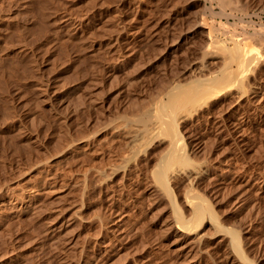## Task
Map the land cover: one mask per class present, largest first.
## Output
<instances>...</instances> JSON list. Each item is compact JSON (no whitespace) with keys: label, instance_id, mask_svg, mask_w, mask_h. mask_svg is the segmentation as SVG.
<instances>
[{"label":"bare ground","instance_id":"bare-ground-1","mask_svg":"<svg viewBox=\"0 0 264 264\" xmlns=\"http://www.w3.org/2000/svg\"><path fill=\"white\" fill-rule=\"evenodd\" d=\"M109 1V0H108ZM130 1V0H129ZM190 0H188V3H190L189 2ZM194 1V0H193ZM203 1H206V0H203ZM219 1V2H218ZM217 2L218 3H220V6H223V7H225L226 8V6L228 7L229 5H231V6H233V9L231 8L230 10L232 11V10H234V6H236L237 5V3H236V5H234V4H232L234 1L233 0H218ZM236 1V0H235ZM242 1V2H241ZM240 1V3H242V5H239V6H241L240 7V9H242V7L244 6V4H243V2L245 1V0H241ZM247 1V0H246ZM251 1V0H250ZM254 2H255V0H253ZM253 1H251V2H253ZM261 1V0H260ZM160 2V1H159ZM177 2V1H176ZM192 2V1H191ZM200 2V1H199ZM217 2H216V4H217ZM250 2V3H251ZM257 2V1H256ZM179 3V2H178ZM184 3V2H183ZM209 3H211V0H210V2ZM239 3V2H238ZM247 4H248V6H249V8H251L250 6L251 5H249L250 3H249V1L248 2H246ZM262 2H260V4H261ZM263 3H264V0H263ZM193 4V3H192ZM198 4V3H197ZM215 4V5H216ZM172 5V4H171ZM170 5V6H171ZM176 5V4H175ZM175 5H174V7H175ZM179 5V4H178ZM183 5H185V3L183 4ZM199 5V4H198ZM202 5V4H201ZM212 5V4H211ZM253 5V8L252 9H254V5H255V3H253L252 4ZM258 4H256V6H257ZM196 6V5H195ZM218 6H219V4H218ZM219 6V7H220ZM231 6H229V8L231 7ZM245 6H246V4H245ZM247 6V7H248ZM259 6V5H258ZM263 6H264V4H263ZM44 7V6H43ZM211 7V6H210ZM262 7V6H261ZM45 8V7H44ZM44 8H41L42 9V11H44V10H46V9H44ZM170 8V7H169ZM173 8V7H172ZM171 8V9H172ZM213 8V7H212ZM222 8V7H221ZM220 8V11L222 12V10H224V9H221ZM235 8H237V7H235ZM239 8V7H238ZM238 8H237V10H238ZM243 8H245V7H243ZM259 8V7H258ZM156 9V8H155ZM167 9V8H166ZM174 9V8H173ZM199 9H200V13H198V12H196V14H197V16H196V14H194L195 12L194 11H198V9H195V10H192V14H194L196 17H195V19L194 18H192L191 17V19H192V22H189V26H190V30H187L186 29V31H188V33H180V34H178V36H176L175 37V39L173 40L172 38V40L173 41H171V47L169 48V49H179V47L183 44L182 42H185V41H188L189 39H191L192 41V50H193V52L195 53V54H197V56L195 55V57L193 58L194 60H192L193 62H189V63H187L186 65H188V66H184L183 68L185 69V70H180V71H177L176 70V73L178 72V74H179V72H181L179 75L177 74L176 75V73L174 72L173 74L175 75L174 77L172 76V78H170V77H168V76H166V78L167 79H162V80H164V82H163V84H162V81H160L161 82V86L158 84V86L160 87V89L158 90L157 88H156V86H155V88L158 90L157 92H155V95H152V94H150L151 96H153V97H151V96H148L147 95V93L149 92V91H152V89L150 90L149 89V91H145V90H141L142 92H143V94H144V91L146 92L145 94L148 96V97H150L149 99L147 98V96L146 95H144V96H146V97H144L143 96V98L142 99H144V100H146V98L148 99V101L150 102V103H148V101L146 102H144L143 100H140V99H138L139 97H137V93H136V98H134V99H136V100H139V101H141V102H139V101H137L138 103H135L134 101V99H133V97L131 96L132 95V93H131V95H129V96H131L132 97V100H131V97H130V100H129V96L127 97L128 98V100L129 101H131V102H129L126 98V100L128 101L127 102V105H128V103L130 104V106H128V107H126L127 105L125 104L124 106L126 107V111H124L125 110V107L124 108H122L121 110H123L124 111V113L125 112H128L130 115H131V117H128V115L129 114H126L127 116H125L124 115V117H123V115H122V118H120L121 116H118L121 120L124 118V120H122V121H120V122H117L118 120H120V119H118L117 120V115H116V113H117V111L115 112V115H114V117L116 118H114L111 114L117 109H113L112 110V108H108L106 105H104V106H106L107 108V110H105L104 108V106H103V101L101 102V107H100V105H98V103H97V105H98V108H97V106L95 107L94 105H93V103L94 102H92V104H90L89 105V109L91 108V107H93L94 106V108L92 109V110H87L88 108H86L85 110H87V111H85L86 112V114L87 113H89L90 111H93L95 108H96V110H100V112L99 113H101V115H102V118H105V119H103L104 120V122H103V120H102V122H103V124H101V122H99V120L98 119H100L101 118V115L100 116H98L97 114H98V112H94L95 113V115H90V113H89V115L90 116H92V118H90V117H88V118H86V116L84 117L83 116V118H86L87 120L90 118V120H92V119H94L93 121L94 122H96L95 121V119L96 118H94L96 115L98 116L97 117V122L99 123V125L101 124L102 126H101V128H98L97 126H95L93 123H91V125L93 124L94 125V128L95 129H97L96 131L94 130V128L92 127V129L93 130H91V133H92V131H94L93 133H92V135L91 134H89V133H87V134H89V135H83V132H81V129L83 128V124L82 123H84V122H81V124L80 125H78V124H76L78 127H79V130H80V132H79V130H78V127H77V129L76 130H78V132L81 134H79V133H77V131L76 130H74L73 128H75V127H73L72 128V130H74V131H76V133H74V131H73V133L74 134H78V135H80V138H78V136H73V133L72 134H69L70 132L67 130H65V128H64V131H66V133L64 134V139H62V138H60L61 136L59 135V131H57V133H58V135H59V137H57V139H62V141L60 140V142H61V145H59L60 146V150H56L57 152H50V154L51 153H53L54 155H52V159L50 158V155L46 152V154H45V156L48 154L49 156V158L51 159H48L47 158V156L45 157V158H47L48 160H44L43 159V157H41L42 156V154L44 155V153H43V151L44 150H42V152L41 151H39L37 148L38 147H41L44 143H41L42 145L41 146H39L37 143H39V142H37V143H35V144H37L38 146H36L37 148H35V147H33V146H30V143H29V145H27V143L30 141L29 139H27V143L25 142V140H24V143H23V141L20 143V144H24V145H27L28 147L30 146V149H28L29 151L32 149L31 147H33V149L35 148V149H37L36 151H39V152H41L42 154H41V156L39 155V157H36L35 155L37 154L36 153V151H35V149H34V151H35V154H33L34 152L33 151H31L32 152V154L35 156V157H30L31 159H37V158H39V159H37V161L35 162L36 163V165H34V167H35V169H33L34 167H33V165H31L30 166V164H31V162H30V164H28L29 166H28V168L29 167H31L32 169V171L31 172H33L35 175V177L33 176V178L35 179V180H30V177H29V182L26 184H24V186L22 187V185H21V188H20V186H19V188L18 187H16V186H18V185H14V184H10L12 181L11 180H13V181H15V180H17V177H16V179L14 180V178L12 179V178H7L6 176H4V179H5V181H3L4 183V185L3 186H1L0 187V229H3L2 228V225H3V222H6L5 223V225L9 222V221H17V222H20V221H22V225H24L25 223H27L28 222V220L30 219V221H31V219L33 218H35V220H37L38 219V221L40 220V224L41 225H43V227H45V234L47 235V233H46V227H47V225H44V223L43 222H49L50 223V220L52 219L53 220V215H55L54 216V218L56 217V216H61L63 219H61V220H59L58 221V218L59 217H57L56 219H54V221H58L57 223L56 222H54V221H51V222H53V223H50V225H49V223H47L49 226H48V229H47V232H48V235H49V233L50 234H55L56 232V230L57 229H59V228H63V227H67V226H69V221L71 222V218L74 216L73 214H76V218L78 217L81 221V225L82 226H80V228L83 230V237H85V239L84 240H81V241H85L86 240V236L85 235H90L91 236V234L90 233H95V234H97V232L98 231H100V230H98L97 232H94V231H92L91 229V227H92V225H93V222H92V220H93V218L92 217H96V215L98 216V218L100 219V220H102V221H100V220H98V222L100 221V223L102 222V226H101V228H99V227H97L98 229H101V231L100 232H98V237H95V238H93V239H95L93 242L92 241H90L89 243H91L92 242V245L90 246V248H88L87 249V247L89 246H85V244H83L86 248H84V246H82L83 248L81 249L80 247V253L79 252H77V250H78V246H76L75 245V243L79 240V239H81V238H83L82 236H80L79 237V235L82 233L81 231V233L79 234V235H77V234H75L74 232H73V234H75V235H77V236H73V238L72 237H70L71 239H69V238H67V239H69V240H65L66 242H68L69 241V246H67V248H66V245H61V246H58L59 248H56L57 249V251L56 250H54V249H52V250H54V251H56L55 253H53L52 252V250H51V253L50 254H52L53 253V255L55 254V256L57 257H53V258H56V259H62L63 260V258L62 257H67L64 253H65V251L68 249V248H70V247H72V248H74V245L76 246V248H77V250H76V252L79 254L77 257H76V252H74V253H76V254H74V255H72V256H74L75 257V261H72L73 263H77V264H98L99 262H102V263H104V262H109V264L110 263H112V264H120V263H123L124 262V264H153V263H151L152 262V260L154 259V260H156L155 258H157L158 256H159V254L157 255V257H155V258H153L152 256H153V254H150V255H152L150 258H151V260H150V258H149V256H148V254H146L148 257L147 258H149V259H147L146 258V256H145V252L144 251H146V247L148 246V244H149V247H147V248H150V249H152L151 248V246L153 245V243H151L152 242V238L150 239V237H149V239L148 240H150V242L147 244V246H146V244H145V240H144V238H143V232H144V230H142V229H144V227H145V229H146V227H148V226H150L149 225V223L148 222H150L153 218H151V216L150 215H148L150 218H151V220H148V222L146 223V225H144L143 223H145L146 222V220H147V218H145L144 216H142L141 214H138V212H139V209H140V207L141 208H143V207H145V206H141V201L140 200H142V199H145L144 197H143V195H144V190H145V188L146 187H144V184H143V180H144V173H149V171H145L144 172V170H145V168H143V165H142V163H141V161L140 160H138L137 158H141V154L140 153H142L141 152V146H142V151H144V148L143 147H145V146H143L144 144V142H146L147 143V141L149 142V143H154V140H160V142H164L163 144H164V146H163V151L161 150L162 148H159L160 150V152L162 151V153L161 154H159V155H157L158 156V160H157V158H156V161H155V165H154V167L152 166L151 167V164H150V167H148V168H146L147 170L149 169V168H152V169H150V170H153L152 172H153V174H152V176H149V174H147L146 173V175H148L149 177H154V178H149V179H151L152 180V185H153V181H155L156 180V182H158V183H154V185H159V188H160V186H161V190L163 191V190H165L164 192L167 194L166 196H167V200H170V203H168L169 201H167V203H168V205L169 204H171L170 206H171V208H172V210L168 207V205H167V203H165L167 206H162V207H167V208H169L172 212H173V214H172V216H173V221L174 222H172L173 223V225H172V223L171 224H167L166 223V220H165V223L166 224H164L163 223V228L164 227H166V229H163L165 232H163L164 233V235H163V237H162V240H163V242H162V244H163V246H162V244H161V241H160V244H156L155 246H162L163 247V249L164 250H168V252H169V250L171 251V248H174V247H176L175 248V250H177V247L180 245V243H181V241L178 239L179 237L181 238V237H184V239H186V243H188L189 244V246L191 245V246H193L194 247V249L196 250V253H192L194 256L191 258V256L190 257H188L190 260L189 261H183L184 259H179V261L181 260V262L180 263H182L183 264V262H185V263H189V264H202V254H206V256H208V257H210L212 260H211V262L213 261V263L212 264H264V251H263V249H264V239L262 240V238L257 234V236H255V234L254 233H252L253 231H250L249 229L248 230H246L245 228H244V226H246L248 223H250L251 221V219H252V222L255 220V218H257L256 217V214H258V213H256V212H258V211H255L254 212V214H255V218H254V216L252 217V215H254V214H249L248 213V211H247V213H245L246 215H250L249 217H252L249 221H248V223L247 224H245V225H243V228H242V226H240L239 224L241 223L240 222V220H239V224H237V222L236 221H234V218H235V215H234V218H233V220L232 219H230V218H228V219H226L225 220V218H224V221L222 220H220V218L218 217V213H217V209L219 208V207H217V208H213V206H215V205H213L212 203V201L210 200V197H213L214 198V196H215V194H214V196L212 195L214 192H211L210 193V197H208L209 199H207V197H205L206 195H204V194H202V192H201V189H199L200 190V192H197L198 190H193V192L191 191L192 189L190 188V191H188V192H186L187 190H189L187 187L189 186V184H191V183H193V182H190L189 183V180H188V183L189 184H187V183H185L184 185H186L187 184V187L185 186V188H183L184 186L183 185H180L182 188H183V190H185V192L183 193V195L185 194V204L186 205H184V203L182 202V200H184V199H182L181 198V202L183 203V206H185V207H183V206H180L179 205V203L177 202V201H179V198H178V200H177V198H176V193H174V187H176L177 188V185L178 184H180L181 182H185V179H193L194 181L196 180L197 181V179L198 178H200V176L201 175H204V173L206 174V172H205V168H203V165L206 163V162H204L203 161V159L205 158L204 156V153H205V151H206V154L208 155V154H211V153H208L207 152V148H205V145H207L206 143H208V142H210V141H213V143L212 144H214L215 142L216 143H218V144H223V143H225L226 145H227V143H226V141L230 138L231 139V137H234L233 138V140L232 141H234V139H235V141L236 142H234L235 143V145L236 144H240V145H242V144H248L249 143V141L247 142L246 140H245V135L244 134H246L247 132H249V130L251 129V128H253V126L254 125H252L254 122H257V121H259V122H257V123H261V121H263V123H264V25L263 24H261L260 22V28H258V29H256L255 27V29L254 30H252L253 32H250V31H243V33H241L240 35H231V33H230V36L228 37V38H225V40H223V39H220L219 37H220V35L218 36V35H216V31L219 29L216 25H215V23L213 22V20H211L210 18V20L212 21H210V20H208L207 19V15H209L208 13H209V9H211V8H207L206 6H205V4L204 5H202L201 6V8L199 7ZM215 9V8H214ZM257 9V8H256ZM163 10V9H162ZM169 10V9H168ZM213 10V9H212ZM212 10H210V11H212ZM229 10V11H230ZM236 10V9H235ZM244 10V12H245V10H248L247 8L246 9H243ZM260 10H262V9H260ZM41 11V13L43 14V13H45V12H42ZM47 11H49V10H47ZM125 11V10H124ZM165 11V10H164ZM227 11V10H226ZM228 11V12H229ZM240 11V10H239ZM242 11V10H241ZM258 11V10H257ZM257 11L255 12V13H257ZM158 12V11H157ZM160 12V11H159ZM213 12V11H212ZM212 12H211V14H212ZM216 12V11H215ZM214 12V13H215ZM228 12H227V14L226 15H228ZM233 12V11H232ZM238 12V11H237ZM244 12H241V13H243V15H244ZM259 12V11H258ZM262 12V11H261ZM41 13H40V15H41ZM122 13V12H121ZM128 13V12H127ZM165 13V12H164ZM164 13H162V14H164ZM190 13H191V11H190ZM190 13H189V15H190ZM214 13L212 14V16L214 15ZM217 13V12H216ZM220 13V12H219ZM231 13V12H230ZM247 13V12H246ZM46 14H47V12H46ZM118 14V13H117ZM218 14V13H217ZM216 14V15H217ZM221 14V13H220ZM223 16H224V11H223ZM237 14V13H236ZM235 14V15H236ZM126 15V14H125ZM239 15H240V13H239ZM242 15V16H243ZM247 15H248V13H247ZM246 15V16H247ZM251 15V14H250ZM43 16V15H42ZM45 16V15H44ZM116 16V15H115ZM193 16V15H192ZM215 16V15H214ZM218 17H219V15H217ZM223 16H220V18L221 17H223ZM229 16V15H228ZM227 16V17H228ZM237 16V15H236ZM257 16V15H256ZM255 16V17H256ZM263 16V15H262ZM48 17V16H47ZM46 17V18H47ZM52 17V16H51ZM225 17V16H224ZM230 17V16H229ZM228 17V18H229ZM0 18H2V17H0ZM6 18V19H5ZM3 17L2 19H5V20H10V19H12V18H14V16H12V17H9V16H6V17ZM43 18V17H42ZM41 18V19H42ZM79 18V17H78ZM115 18V17H114ZM160 18H162V17H160ZM173 18V17H172ZM181 17H179V19H180ZM183 18V17H182ZM219 18V19H220ZM226 18V17H225ZM263 18V17H262ZM1 19V20H2ZM15 19V18H14ZM44 19H45V17H44ZM43 19V20H44ZM48 19V18H47ZM47 19H45V20H47ZM77 19V18H76ZM133 19V18H132ZM132 19H130V20H132ZM158 19V18H157ZM188 19V18H187ZM190 19V18H189ZM214 19H215V17H214ZM218 19V21H221V20H219ZM233 19V18H232ZM261 19V18H260ZM55 20V19H54ZM54 20H53V22H54ZM115 20V19H114ZM129 20V21H130ZM158 20H161V19H158ZM178 20V19H177ZM183 20V19H182ZM193 20H194V22H193ZM228 20V19H227ZM237 20H240L241 21V25L243 24V26H242V28H244L245 26H246V24H244L246 21H244L243 22V18L242 17H237ZM250 20H251V18H250ZM256 20V19H255ZM12 21V20H11ZM48 21V20H47ZM72 21H73V19H72ZM179 21H181V20H179ZM216 21V20H215ZM236 21V20H235ZM8 22H10V21H8ZM44 22H46V21H44ZM49 22V21H48ZM55 22H56V20H55ZM165 22H166V20H165ZM170 22V21H169ZM175 22H176V20H175ZM175 22H173V23H175ZM183 22V21H182ZM217 22V21H216ZM243 22V23H242ZM255 22V21H254ZM11 23H13V21L11 22ZM51 23V22H50ZM134 23V22H133ZM179 23V22H178ZM191 23V24H190ZM218 23H220V22H218ZM227 21L226 22H222V23H220L219 24V26H220V29H222L225 33L227 32L226 30H227ZM232 23V22H231ZM233 23H234V20H233ZM236 23V22H235ZM234 23V24H235ZM249 23H252V20H251V22H249ZM257 23V22H256ZM44 24V23H43ZM53 24V23H52ZM117 24V23H116ZM157 24V23H156ZM165 24V23H164ZM229 24V23H228ZM4 25V24H3ZM166 25V24H165ZM164 25V26H165ZM179 25V24H178ZM253 25H255L254 23H253ZM24 26V25H23ZM114 26V25H113ZM162 26V25H161ZM187 26H188V24H187ZM188 26V27H189ZM231 26H232V24H231ZM236 26H238L237 25V23H236ZM249 26H251L250 24H249ZM248 26V27H249ZM11 27V26H10ZM146 27V26H145ZM150 27V26H149ZM166 27V26H165ZM168 27V26H167ZM179 27V26H178ZM177 27V28H178ZM187 27V28H188ZM228 27H229V25H228ZM239 27H241L240 25H239ZM13 28V27H12ZM17 28V27H16ZM43 28V27H42ZM160 28H162V27H160ZM170 28H172L173 30L175 29V28H173V27H170ZM233 28H236L235 26H233ZM232 28V29H233ZM251 28V27H250ZM18 29V28H17ZM21 29V28H20ZM19 29V32L21 31ZM25 29H27V28H25ZM151 29V28H150ZM171 29V30H172ZM181 29H182V27H181ZM184 29V28H183ZM189 29V28H188ZM237 29V28H236ZM241 29V28H240ZM239 29V30H240ZM252 29H253V26H252ZM121 30V29H120ZM140 30V29H139ZM155 30V29H154ZM170 30V29H169ZM243 30V29H242ZM182 31V30H181ZM18 32V31H17ZM23 32V31H22ZM22 32H21V34H22ZM140 32V31H139ZM146 32V31H145ZM147 32H149V30L147 31ZM159 32V31H158ZM173 32V31H172ZM179 32H180V29H179ZM120 33V32H119ZM135 33H137V32H135ZM154 33V32H153ZM176 33V32H175ZM171 34V33H170ZM162 35V34H161ZM173 35V34H172ZM1 36V35H0ZM72 36V35H71ZM147 37H148V35H146ZM151 36V35H150ZM19 37H23L22 35H19ZM24 38V37H23ZM23 38H22V40H23ZM107 38V37H106ZM144 38V37H143ZM255 38H258L257 39V41H259V43H260V47L259 48H261L262 49V52H260L259 53V50H258V52L255 50V47H257V46H254L253 44H251V42L252 41H255V44L256 45H258L257 43H256V40H254ZM20 39V38H19ZM149 39H150V37H149ZM163 39V41L165 40V38H162ZM260 39V40H259ZM160 40V39H159ZM166 40H169L168 38H166ZM120 41V40H119ZM161 41V40H160ZM225 41V42H224ZM141 42V41H140ZM167 42V41H166ZM165 41H164V43H166ZM199 42V43H198ZM226 42H228V43H230V45L228 44V45H225L226 44ZM128 43V42H127ZM156 43V42H155ZM162 41L160 42V44H164ZM169 43H170V41H169ZM168 43V44H169ZM110 44V43H109ZM131 44V43H130ZM129 44V45H130ZM119 45V44H118ZM117 45V46H118ZM132 45V44H131ZM170 45V44H169ZM133 46V48L132 49H135L134 48V44L132 45ZM132 46H130V47H132ZM158 46V45H157ZM164 47L165 46H167V45H163ZM129 47V48H130ZM135 47H137L136 48V52H138V46H135ZM164 47L163 48H161L160 49V47H158L159 48V50H163L162 52H160V51H158L157 50V52H159L158 53V55L160 56V55H162L161 53H163L164 52ZM187 47V46H186ZM185 47V48H186ZM166 48V47H165ZM181 48V47H180ZM183 48H184V46L182 47V50H183ZM191 48V47H190ZM258 48V49H259ZM122 49H123V51H124V48L122 47ZM128 49V48H127ZM114 50V49H113ZM112 50V51H113ZM117 50V49H116ZM181 50V51H182ZM185 50V49H184ZM192 50H189V51H192ZM18 51V50H17ZM121 51V50H120ZM125 51H127L126 49H125ZM128 51H129V49H128ZM132 51V50H131ZM135 51V50H134ZM133 51V52H134ZM174 51V50H173ZM186 51V50H185ZM188 51V52H189ZM261 51V50H260ZM113 52H115V51H113ZM139 52H140V50H139ZM138 52V53H139ZM183 52V51H182ZM115 53H117V52H115ZM119 53H121V52H119ZM130 53V51L127 53V54H129ZM184 53V52H183ZM192 53V52H191ZM125 54V53H124ZM127 54L124 56V57H126L127 56ZM140 54V53H139ZM142 54V53H141ZM167 54H168V52H167ZM178 54V53H177ZM176 54V55H177ZM187 54V53H186ZM130 55V54H129ZM131 55H132V52H131ZM134 55H135V53H134ZM136 55H137V53H136ZM156 55V56H155ZM157 54H153V57L151 58V56H150V63H151V61L154 59L155 60V58L158 56ZM166 55V54H165ZM164 55V56H165ZM172 55V54H171ZM175 55V54H174ZM181 55V54H180ZM185 55V54H184ZM104 56V55H103ZM110 56V55H109ZM154 56H155V58H154ZM188 56V55H187ZM116 57H119V55L118 56H116ZM115 57V58H116ZM121 57V56H120ZM119 57V58H120ZM138 57V56H137ZM162 57V56H161ZM167 57V56H166ZM191 57H192V55H191ZM118 58V59H119ZM132 58V57H131ZM140 58V57H139ZM159 58V57H158ZM112 59V58H111ZM118 59H115L116 61L118 60ZM130 59V58H129ZM141 59H142V56H141ZM164 59V58H163ZM181 59V58H180ZM98 60V59H97ZM110 60V59H109ZM114 59H112V61H113ZM120 60H122L123 62H127L128 61V59H125V58H122V59H120ZM133 60V59H132ZM136 60V59H135ZM153 60V61H154ZM162 60V59H161ZM160 60V61H161ZM166 60V59H165ZM171 60H173V59H171ZM178 60V59H177ZM184 60V59H183ZM130 61V60H129ZM141 62L140 61V59H138L137 58V62ZM164 61V60H163ZM180 61V60H179ZM178 61V62H179ZM186 61H188V60H186ZM111 62V60L109 61V63ZM132 62V61H131ZM130 62V63H131ZM136 62V61H135ZM136 62V64L135 63H132V64H135V65H137V64H139V65H137L136 67H138V66H140L141 64L140 63H137ZM173 62V61H172ZM172 62H170V63H172ZM96 63V62H95ZM127 63H129V62H127ZM129 63V64H130ZM150 63H148V64H150ZM182 63H184V62H182ZM186 63V62H185ZM184 63V64H185ZM98 65H99V63H97ZM96 64V66H98ZM108 64V63H107ZM115 64V63H114ZM118 64V63H117ZM126 64V63H125ZM146 64L147 63H145V64H143L142 63V65H145V67H146ZM157 64V63H156ZM110 65V64H109ZM119 66H120V63L118 64ZM117 65V66H118ZM127 65V64H126ZM155 65V64H154ZM163 65V64H162ZM100 66V65H99ZM103 66V65H102ZM105 66H107V65H105ZM105 66H103V67H105ZM129 66V65H128ZM132 66H134V65H132ZM148 66V65H147ZM155 66H157V65H155ZM155 66H153V67H155ZM164 66H165V63H164ZM168 66V65H167ZM173 66V65H172ZM121 67H122V65H121ZM141 68L143 67V66H140ZM162 67V66H161ZM180 67V66H179ZM108 68H109V66H108ZM114 68H116L115 66L112 68L113 70H114ZM123 68V67H122ZM128 68V67H127ZM126 68V69H127ZM132 67H130L129 68V74H130V72L132 71V74L134 73L135 74V71L134 70H132L131 69ZM139 68V67H138ZM138 68H136V69H138ZM182 68V69H183ZM107 69V68H106ZM117 69V68H116ZM130 69H131V71H130ZM133 69H135V67H133ZM146 69V68H145ZM163 69H165V68H163ZM174 69V68H173ZM172 69V70H173ZM179 69V68H178ZM95 71L97 70V68H95L94 69ZM100 70V69H99ZM98 70V71H99ZM105 69H103V70H101V73H102V71H104ZM109 70V69H108ZM128 70V69H127ZM139 70V69H138ZM141 70V69H140ZM98 71H96V72H98ZM107 71V70H106ZM123 72H124V70H122ZM100 72V71H99ZM98 72V73H99ZM110 72H111V70H110ZM109 72V73H110ZM113 72H115V71H113ZM126 72V71H125ZM126 72V76H128L127 73ZM138 71H136V73H137ZM144 72V71H143ZM148 72V71H147ZM146 72V73H147ZM150 72V71H149ZM169 72V71H168ZM171 72V71H170ZM112 73V72H111ZM110 73V74H111ZM117 73V72H116ZM120 73H122V72H120ZM145 73V74H146ZM158 73V72H157ZM94 74H96V73H94ZM93 74V75H94ZM105 74V73H104ZM103 74V75H104ZM110 74H108L109 75V77L110 78H112L111 76H110ZM118 74V73H117ZM123 74V73H122ZM142 74V73H141ZM151 74V73H150ZM165 74V73H164ZM172 74V75H173ZM92 75V76H93ZM96 75H98V74H96ZM99 75H100V73H99ZM102 75V74H101ZM103 75H102V77H103ZM107 75V73H106V75H104V76H108ZM111 75H113V74H111ZM118 75H120V74H118ZM124 75H125V73H124ZM139 75V74H138ZM147 75H148V73H147ZM154 75H155V73H154ZM158 75V74H157ZM91 76V77H92ZM117 77V75H114V77ZM122 76V75H121ZM137 76V75H136ZM156 76V75H155ZM250 76H254L255 77V81H256V83H253L252 84V82H249L248 83V80H250L249 78H250ZM96 77V80H100V79H98L97 77H100V76H94V78ZM108 77V78H109ZM129 77H130V75H129ZM160 77H162V76H160ZM104 78V77H103ZM102 78V79H103ZM119 78V77H118ZM117 78V79H118ZM122 78H123V76H122ZM141 79L143 78V77H140ZM145 78V77H144ZM147 78V77H146ZM145 78V79H146ZM149 78V77H148ZM165 78V77H164ZM170 78V79H169ZM253 78V77H252ZM251 78V79H252ZM101 79V80H102ZM115 79V78H114ZM134 79H135V77H134ZM133 79V80H134ZM154 79V78H153ZM19 80V79H18ZM124 79H122V81H123ZM132 80V81H133ZM136 80L138 81V79H135L134 81L136 82ZM158 80V79H157ZM160 80V79H159ZM112 81V80H111ZM110 81V82H111ZM120 81V80H119ZM126 81H128V80H125V82ZM133 81V82H134ZM141 81V80H140ZM252 81V80H251ZM253 81H254V78H253ZM94 82H95V79H94ZM99 82H101V81H99ZM103 82V81H102ZM101 82V83H102ZM125 82H123V83H125ZM134 82V83H135ZM107 83V82H106ZM133 83V84H134ZM136 83H138V82H136ZM251 83V84H250ZM86 84V83H85ZM96 84H98V83H96ZM104 84V83H103ZM110 84V83H109ZM132 84V85H133ZM37 85V84H36ZM129 87H131V80H130V85H129V83L127 84ZM135 85V84H134ZM137 85V84H136ZM151 85V84H150ZM156 85V84H155ZM33 86V85H32ZM35 86V85H34ZM39 86H41V85H39ZM39 86H35L34 88L36 89V87H38V88H41V87H39ZM70 86V85H69ZM79 86V85H78ZM94 86V85H93ZM128 86H127V88H128ZM146 86V85H145ZM144 86V87H145ZM2 87V86H1ZM0 87V88H1ZM65 87V86H64ZM77 87V86H76ZM76 87H75V89H76ZM80 87V86H79ZM82 87H83V85H82ZM96 87V86H95ZM98 87V86H97ZM109 87V86H108ZM126 87V86H125ZM141 86H139V88H140ZM20 88V87H19ZM28 88V87H27ZM27 88H25V89H27ZM33 88V87H32ZM33 88V89H34ZM67 88H68V86H67ZM88 87H86V89H87ZM104 88H106V87H104ZM121 88V87H120ZM126 88V89H127ZM143 88V87H142ZM2 89H3V87H2ZM1 89V90H2ZM6 89V88H5ZM25 89L23 90V91H21V92H23V94H25L23 97H26L27 96V94L26 93H29V90H28V92H26L25 93ZM34 89V90H35ZM44 89V88H43ZM83 90L82 91H86L84 88H82ZM103 89V88H102ZM107 89V88H106ZM112 89V88H111ZM155 89V90H156ZM4 90V89H3ZM17 90V91H16ZM16 90H14V92L13 91H9L8 89H7V92L9 93V94H11L12 92L13 93H16L17 94V92H18V90L19 89H17L16 88ZM20 90H22V89H20ZM19 90V91H20ZM32 90V89H31ZM40 91H41V89H39ZM47 90V89H46ZM53 90V89H52ZM72 90V89H71ZM79 90H81V89H79ZM118 90V89H117ZM120 90V89H119ZM123 90V89H122ZM125 90V89H124ZM132 90V89H131ZM154 90V89H153ZM5 91V90H4ZM27 91V90H26ZM36 92H37V90H35ZM33 92V93H36V92ZM78 91V90H77ZM96 91V90H95ZM97 91H99V90H97ZM108 92L109 91H111V90H107ZM134 91H136V88H135V90ZM140 91V90H139ZM140 91V92H141ZM1 92V91H0ZM3 92V91H2ZM0 93L1 95H3V93H5V92H3V93ZM6 92V94H8ZM11 92V93H10ZM43 92V91H42ZM48 92V91H47ZM46 92V93H47ZM74 92V91H73ZM80 93H81V91H79ZM92 92V91H91ZM94 92V91H93ZM105 92V91H104ZM107 92V93H108ZM137 92V91H136ZM45 92H43V94H44ZM46 93H45V95H46ZM67 93V92H66ZM65 93V94H66ZM80 93L77 95V94H75V92H74V94H75V96H77V97H80L79 95H80ZM118 93V92H117ZM124 93V92H123ZM134 93V92H133ZM139 93V92H138ZM150 93V92H149ZM151 93H153L154 94V91L153 92H151ZM5 94V95H6ZM8 94V95H9ZM19 94V93H18ZM20 94H22V93H20ZM22 94V95H23ZM30 94V93H29ZM28 94V95H29ZM31 94H32V92H31ZM30 94V95H31ZM37 94H38V92H37ZM39 94H40V92H39ZM70 94V93H69ZM87 94V96H88V94L89 93H81V99L83 100V98L82 97H84L85 95ZM96 94H98V93H96ZM100 94H101V92H100ZM125 94V93H124ZM21 95V96H22ZM40 95H42V94H40ZM40 95H39V97H37V95H36V97L37 98H40ZM47 95H49V94H47ZM82 95H84V96H82ZM95 95V94H94ZM142 95V94H141ZM222 95V98H220V96ZM14 96V95H13ZM13 96H9L7 99V101H6V98H5V101L7 102V103H9L10 104V102L11 101H13V100H15L16 98H17V96L13 99L12 97ZM69 96V95H68ZM87 96L86 97H84V99H87ZM91 96V95H90ZM90 96H89V98H90ZM99 96V95H98ZM102 96H105V95H102ZM113 96V95H112ZM121 96V95H120ZM119 96V97H120ZM134 96V95H133ZM2 97V96H1ZM5 97V96H4ZM35 97V96H34ZM93 97V96H92ZM118 97V98H119ZM122 97V96H121ZM216 97H219L221 100L220 101H218L217 103H215V104H213L214 103V101H213V103L211 102L214 98H216ZM18 98L20 99V97H19V95H18ZM18 98H17V101H18ZM22 98V97H21ZM31 98V97H30ZM30 98H27V99H30ZM33 98V97H32ZM37 98H35V99H37ZM46 96H45V100H46ZM76 98V97H75ZM80 98H77V99H79V100H81ZM100 98H102V97H99V100L101 101V99ZM1 99V98H0ZM24 99V98H23ZM34 99V98H33ZM34 99V100H35ZM91 99V98H90ZM105 99V98H104ZM103 99V100H104ZM120 99V98H119ZM125 99L123 100V101H125ZM150 99H151V101H150ZM21 100V99H20ZM30 100H32V99H30ZM29 100V102H30V104L32 103L31 101ZM33 100V101H34ZM42 100V99H41ZM40 99H38V100H35L36 101V103H35V101L33 102V103H35L36 104V106L37 107H33L35 104H31L32 105V107L36 110V108H38L39 110H40V108H42V106H41V103H42V101L44 100V97H43V100L41 101ZM44 100V101H45ZM48 100H50V98L48 99ZM47 100V101H48ZM52 100V99H51ZM78 100V101H79ZM82 100H81V102H82ZM92 100H95V97H94V99L92 98ZM91 100V101H92ZM121 100V103L123 102L122 101V99H120ZM120 100H117V101H119L120 102ZM216 100H218V99H216ZM216 100H215V102H216ZM246 102H248V107L246 106V104H244L245 103V101ZM4 101V100H3ZM4 101V102H5ZM10 101V102H9ZM26 101H28V100H26ZM26 101L24 102V103H26ZM71 101V100H70ZM87 101V100H86ZM86 101L85 100H83V102H85L86 103ZM90 101V100H89ZM90 101V102H91ZM96 101H98V100H96ZM109 101H111V99L109 100ZM116 101V102H117ZM132 101L135 103V104H132ZM144 102V104H148V105H143L142 103ZM244 101V105L242 106V102ZM0 102H2V101H0ZM4 102H3V104H4ZM5 102V103H6ZM16 102V101H15ZM41 102V103H40ZM46 102V101H45ZM51 102V101H50ZM68 102V101H67ZM74 102V101H73ZM80 102V106H78V107H83V105L85 106V103H81ZM90 102H88V103H90ZM116 102H114V103H116ZM22 104V106L23 105H25V104ZM96 103V102H95ZM110 103V104H109ZM107 105H110L111 106V102H109ZM2 104V103H1ZM1 104H0V107H1ZM8 104V105H9ZM12 104V103H11ZM15 104H17V102L15 103ZM27 104H28V102H27ZM30 104H28V105H30ZM42 104H44V103H42ZM57 104V103H56ZM62 104V103H61ZM73 104V105H72ZM71 105L68 103V108H70L71 106H73V108H75L76 107V109L78 108L77 107V105L79 104V102H74V103H72ZM74 104H76V106H74ZM87 104V103H86ZM117 104V103H116ZM5 105H7V104H5ZM19 105V104H18ZM17 105V106H18ZM30 105V106H31ZM82 105V106H81ZM88 105V104H87ZM118 105V104H117ZM120 106H121V104H119ZM117 106L118 108L120 107V106ZM12 106V105H11ZM11 106H10V108H8L7 106H4V107H1L4 111L6 110V109H11ZM16 105H15V107L16 108H20V106H18L17 107ZM25 106H27V105H25ZM24 106V107H25ZM64 106L66 107L67 106V104H64ZM7 107V108H6ZM15 107L13 108V106H12V108L13 109H15ZM29 107V106H28ZM27 107V108H28ZM59 107V106H58ZM62 107V106H61ZM112 107V106H111ZM114 107V106H113ZM115 107H116V105H115ZM121 107H123V103H122V106ZM0 108V109H1ZM46 108V107H45ZM53 109L54 108H56V111H59V110H57V107L55 106V107H52ZM64 108V107H63ZM68 108H66V109H68ZM0 110V111H2L3 112V110ZM13 109H11V114H14L12 117H11V115H10V113H9V111H8V114L9 115H6V120H8V122L7 123H10V126L11 125H14L15 124V122H16V114L17 113H20V112H17L16 114L14 113L15 111H18L17 109L16 110H13ZM24 109H26V108H24ZM29 109H32L31 107L29 108ZM33 109V110H34ZM59 109V108H58ZM62 109V108H61ZM65 109V108H64ZM80 108H78L76 111H75V109H73V111H75V112H77L78 110H79ZM82 109V111H84L83 110V108H81ZM80 109V110H81ZM204 109H206V111L204 110ZM33 110L31 111L32 112V114H33ZM44 110V112H46L45 111V109H43ZM42 109L40 110V111H43ZM46 110H48V109H46ZM70 110H72V109H70ZM69 110V111H70ZM96 110H94V111H96ZM111 110H112V113H110L111 112ZM118 110V109H117ZM120 110V109H119ZM13 111V112H12ZM19 111H20V109H19ZM27 111V110H26ZM26 111H24V112H26ZM51 110H50V108H49V113L51 114V112H50ZM54 111H55V109H54ZM62 111V110H61ZM60 111V112H61ZM72 111V112H73ZM82 111H80L81 112V114H82ZM123 111L121 112V111H119V112H121V113H119L118 112V114H122L123 113ZM203 112V111H205L204 112V114H202V115H200L201 117H204V120L206 119V121L208 122V124H209V128H207V131H205V132H203V134H201V133H197L194 129H188V131H185V127H184V129L182 128V122L184 123L185 122V120H189V118L194 114V113H197V112ZM28 112H29V110H28ZM36 112V111H35ZM38 112V111H37ZM36 112V114L38 115V113ZM52 112H53V110H52ZM60 112H58V113H60ZM65 112H67L66 110H64V112H61V114L60 115H63V113L65 114ZM72 112H70V115H71V119L70 120H72L71 122V125H74L73 123H74V121L77 123V121H76V119H75V117H76V115L77 114H75V112H73V114H75V117H74V119L72 118ZM79 112V111H78ZM77 112V113H78ZM79 112V113H80ZM85 112L83 113V115H85ZM5 114L7 113V111L6 112H4ZM54 113H57V112H54ZM57 113V114H58ZM92 113V112H91ZM94 113H92V114H94ZM110 113V114H109ZM5 114L3 115V116H5ZM23 115H24V113H22ZM28 113H26V115H27ZM44 115H42L40 112H39V117H41V115L42 116H44L45 117V113H43ZM47 114V113H46ZM35 115V114H34ZM34 115H32L33 116V118H34ZM36 115V116H37ZM54 115V114H53ZM59 115V116H60ZM66 115H68L69 116V112H67V114ZM88 115V116H89ZM196 115V114H195ZM198 115V114H197ZM3 116H1V117H3ZM22 116V115H21ZM28 116V115H27ZM55 117H57L56 115H54ZM79 116H81V117H79ZM94 116V117H93ZM0 117V118H1ZM8 117V118H7ZM47 117H49L48 116V114H47ZM46 117V118H47ZM50 117H51V115H50ZM64 117V116H63ZM100 117V118H99ZM110 117H113L112 119L110 118ZM196 117H198V116H196ZM5 118H2L3 120H1L2 122L4 121V119ZM23 118H24V116H23ZM26 118H28V117H26ZM42 118V117H41ZM46 118H44V119H46ZM58 118V117H57ZM62 118V117H61ZM60 118V119H61ZM66 118H69V117H66ZM76 118H82V115H79L78 114V116L76 117ZM83 118L81 119V121L83 120ZM192 118H194V117H192ZM22 119V118H21ZM35 120H36V118H34ZM33 119V120H34ZM40 119V118H39ZM39 119H37V120H39ZM43 119V118H42ZM41 119V122H40V120H39V124H42V121L44 120H42ZM47 119H50V118H47ZM54 119V118H53ZM63 119V118H62ZM62 119L61 120H59L60 122L62 121ZM79 119V120H80ZM195 119V118H194ZM202 119V118H201ZM5 120V121H6ZM18 120V119H17ZM24 120V119H23ZM25 120H27V119H25ZM28 120H29V118H28ZM27 120V121H28ZM32 120V121H33ZM36 120V121H37ZM64 120V119H63ZM67 119H65L64 121H66ZM69 120V119H68ZM67 120V121H68ZM86 120V121H87ZM114 120L116 121V122H114ZM5 121H4V125L6 124L5 123ZM22 121V120H21ZM20 121V122H21ZM30 121V120H29ZM50 121V120H49ZM48 120H47V122H49ZM51 121H53L52 120V118H51ZM50 121V122H51ZM56 121H57V119H56ZM59 121L58 122H56L57 123V125H59L60 123H59ZM64 121H63V123H64ZM84 121V120H83ZM85 121V122H86ZM101 121V120H100ZM195 121V120H194ZM193 121V122H194ZM23 123H25L24 121H22ZM45 123H46V120L44 121ZM43 122V123H44ZM87 122H90V121H87ZM96 122V123H97ZM189 122V121H188ZM192 122V121H191ZM198 122V121H197ZM197 122H195L194 124H196ZM200 122V121H199ZM30 123V122H29ZM52 123V122H51ZM50 123V124H51ZM53 123L55 124V120L53 121ZM59 123V124H58ZM62 123V122H61ZM63 123H62V125H59V127H61L62 126V128H63ZM68 123V122H67ZM117 123V124H116ZM119 123V124H118ZM202 124L204 123V122H201ZM256 123V124H257ZM18 124V123H17ZM16 124V125H17ZM38 124V123H37ZM49 124V123H48ZM47 124V125H48ZM49 124V125H50ZM70 124V122L67 124V125H69ZM86 124V123H85ZM90 124V123H89ZM187 124V123H186ZM185 124V125H186ZM193 124V125H194ZM198 124V123H197ZM207 124V123H206ZM3 125V124H2ZM9 125V124H8ZM16 125H14V126H16ZM28 125V124H27ZM46 125V126H47ZM56 125V124H55ZM55 125L53 126V127H55ZM56 125V126H57ZM189 125V124H188ZM191 125V124H190ZM1 126V125H0ZM6 126V125H5ZM17 126H19V125H17ZM42 126H45L44 124L42 125ZM45 126V127H46ZM66 126V125H65ZM64 126V127H65ZM85 126V125H84ZM90 125H88L87 127H89ZM196 126V125H195ZM257 126H258V124H257ZM264 126V125H263ZM3 127V126H2ZM25 127H26V125H25ZM38 127V129H39V126H35L34 127V130L36 129ZM41 128L42 130L44 129H46V128ZM52 127V128H53ZM58 127V128H59ZM69 127V126H68ZM67 127V128H68ZM80 127H82L81 129H80ZM86 127V126H85ZM86 127V128H87ZM97 127V128H96ZM100 127V126H99ZM191 127V126H190ZM198 127V126H197ZM201 127V126H200ZM211 127V128H210ZM256 127V126H255ZM254 127V128H255ZM18 128H24V127H18ZM27 128V127H26ZM47 128H49V126L47 127ZM51 128V127H50ZM55 128H57V127H55ZM62 128H60L61 130H62ZM90 128V127H89ZM88 128V129H89ZM187 128H189V126L187 127ZM192 128V127H191ZM206 128V127H205ZM253 128V129H254ZM264 128V127H263ZM1 129V128H0ZM8 129V128H7ZM17 129V128H16ZM54 129V128H53ZM198 129V128H197ZM260 129H261V126H260ZM3 130V129H2ZM5 130V129H4ZM3 130V131H4ZM14 130V129H13ZM24 130H26V129H24ZM23 130V131H24ZM29 130V129H28ZM32 130V129H31ZM31 130H29V131H31ZM49 130H51L52 131V129H49ZM48 129L47 130H45V131H42V132H45V133H42L41 131V133L43 134V137H45L46 138V136L45 135H47V132L46 131H49ZM55 130H59V129H55ZM82 130H84V128L82 129ZM85 130H87V129H85ZM202 130V129H201ZM201 130L200 129H198V132L200 131L201 132ZM206 130V129H205ZM9 131V130H8ZM11 131V130H10ZM17 131H19V129L17 130ZM17 131H13L14 133H16ZM33 131V130H32ZM36 131V130H35ZM38 131V130H37ZM63 131V132H64ZM5 132H6V130H5ZM34 132V131H33ZM39 132V131H38ZM37 132V133H38ZM39 132V133H40ZM62 132V133H63ZM253 132V134H254V131H251V133ZM259 132H261L260 130H259ZM9 133V132H8ZM8 133L5 135L6 137H7V135H8ZM12 133V132H11ZM18 133V132H17ZM21 133H22V131H21ZM24 133V132H23ZM26 133V132H25ZM24 133V134H25ZM28 133V132H27ZM32 132H30V134H31ZM36 133V132H35ZM38 133V134H39ZM49 133V132H48ZM53 133V132H52ZM57 133L55 132V134L56 135H52L53 137L54 136H57ZM61 133V134H62ZM85 133V134H86ZM3 134H5V133H3ZM10 134V133H9ZM38 134L36 135L37 137H38ZM41 134V135H42ZM45 134V135H44ZM50 134V133H49ZM49 134H48V136H49ZM255 134H256V132H255ZM258 134V133H257ZM260 134V133H259ZM263 134V133H262ZM261 134V135H262ZM15 135V134H14ZM14 135L12 134V135H9L7 138H9L10 139V136H12V137H14ZM18 135H19V133H18ZM17 135V136H18ZM33 135V134H32ZM41 135H39V137L41 136ZM51 135V134H50ZM63 135V134H62ZM66 135H68L67 137H65ZM83 135V136H82ZM247 135H252V134H247ZM2 136H4V135H0V137H2ZM5 136L4 137H2V138H5ZM16 136V135H15ZM16 136V137H17ZM21 136H23V134L21 135ZM25 136V135H24ZM23 136V137H24ZM31 136V135H30ZM47 136V137H48ZM82 136V137H81ZM259 136V135H258ZM29 137V136H28ZM17 138H19V137H17ZM34 138V137H33ZM52 138V137H51ZM113 139V141H115L116 143H117V147H115L116 149L118 148V151L120 150V152L123 150H121L120 148L122 147H124V149L127 151H129V153L128 152H125L124 150V154H122V153H119L117 150L115 151L113 148H111V150L113 151H115L114 153V158H116V157H118L119 159L117 160V162H119V160L121 161V163L119 162V163H115L112 159H114L113 157H112V159L110 158V155H112L113 156V152L111 153L110 152V149H109V151L107 150V152H109L110 153V155L109 156H107V157H109V158H107V157H105L104 156V151H102L103 149L101 148L102 146H101V144L100 143H102V141H103V143H104V141H108V139L110 140V139ZM248 138V137H247ZM256 138V137H255ZM261 138H262V136H261ZM16 139V138H15ZM23 139V138H22ZM21 139V137H20V140H22ZM36 139V138H35ZM39 139H42V138H39ZM38 139V140H39ZM56 138L54 137V140H55ZM249 139V138H248ZM259 139H260V137H259ZM264 139V138H263ZM4 139H2V141H3ZM7 140V139H6ZM5 140V141H6ZM33 140V139H32ZM32 140L30 141V142H32ZM43 140V139H42ZM42 140H40V141H42ZM210 140V141H209ZM251 140V139H250ZM257 140V139H256ZM15 141V140H14ZM17 141V140H16ZM44 141V140H43ZM57 140H55V141H53V142H51L52 144V146H53V148H52V146L50 145V142L47 144V146H50L51 147V149H53L52 151H55L54 150V148H56L57 146H58V143H59V141H57ZM252 141V140H251ZM1 142V141H0ZM10 142H12V138H11V141ZM45 142V141H44ZM56 142V143H55ZM109 143H106V146H108V145H111V143L112 142H110V141H108ZM157 142V141H156ZM230 142V141H229ZM3 143L5 144V142L3 141ZM13 143V142H12ZM17 143H18V141H17ZM16 143V144H17ZM47 143V142H46ZM210 143V145H212ZM232 143V142H231ZM230 143V144H231ZM254 143H256V142H254ZM1 144V143H0ZM7 144V143H6ZM5 144V146H7ZM9 144H11V143H8V146H9ZM16 144L14 143V146H16ZM20 144H17V146L18 145H20ZM22 144V145H23ZM55 144H57V146L54 145ZM105 144V143H104ZM108 144V145H107ZM113 144V143H112ZM115 144V143H114ZM148 144V143H147ZM147 144H146V147L145 148H147ZM160 144V143H159ZM159 144H154V145H159ZM230 144H229V147H231L230 146ZM259 144V143H258ZM263 144V143H262ZM20 146V147H25L24 145L23 146ZM45 145V144H44ZM100 145V146H99ZM103 145V144H102ZM149 145V144H148ZM152 144H150V146H151ZM153 145V146H154ZM217 145V144H216ZM220 145V147H222V146H224V144L221 146ZM232 145H234V144H232ZM239 145V146H240ZM249 145V144H248ZM1 146H3L4 148H5V146L2 144ZM0 146V149L2 148ZM7 146V147H8ZM11 146H13L12 144H11ZM11 146H9L8 148L10 149L11 148ZM13 146V147H14ZM46 145H45V147L43 148V149H45L46 147H47ZM58 146V147H59ZM115 146V145H114ZM113 145H112V147H114ZM120 148H119V147ZM213 146V145H212ZM211 146V147H212ZM218 146V145H217ZM244 146V145H243ZM247 146V145H246ZM252 146V145H251ZM13 147L11 148V149H13ZM19 147V146H18ZM18 147L16 148L15 147V153L17 152V150L16 149H18ZM104 147V146H103ZM109 147V146H108ZM111 147V146H110ZM109 147V148H110ZM149 147V146H148ZM211 147H209V145H208V148H210L211 150H213V148H211ZM227 147V146H226ZM225 146H224V148H226ZM237 147V146H236ZM240 147H242V146H240ZM262 147V146H261ZM4 148H2V149H4ZM7 148V150H9ZM49 148V147H48ZM104 148H106V149H108L107 147H104ZM151 148H155V146L154 147H151ZM156 148H158L157 146H156ZM155 148V149H156ZM223 148V147H222ZM228 148V147H227ZM233 148H234V146H233ZM232 148V149H233ZM239 148V147H238ZM243 148H245V146L243 147ZM252 147H249L248 146V148H245V149H251ZM1 149V150H2ZM11 149H10V151H11ZM25 149H27V148H23V150H19V153H21L20 151H23L22 153H26V152H24V150ZM32 149V150H33ZM206 149V150H205ZM215 149H218V147L217 148H215ZM220 149V148H219ZM231 149V148H230ZM236 149V148H235ZM0 150V151H1ZM14 150V149H13ZM12 150V151H13ZM28 150H27V153L26 154H28L29 155V153H28ZM46 150H47V148H46ZM50 150V149H49ZM105 150V149H104ZM151 149H150V147H149V151H150ZM211 150L209 151V152H211ZM222 150H224V149H221L220 151H222ZM11 151V152H12ZM26 151V150H25ZM152 151V150H151ZM158 150H157V152H159ZM195 151V154H192L193 152ZM196 151H198V152H201L202 151V157H203V159L201 158V156H200V159L202 160V162H200V159H199V156H198V152H197V155H196ZM219 150H218V152H220ZM227 152L228 150L227 149H225L223 152ZM230 151V150H229ZM228 151V152H229ZM234 151H236V150H234ZM234 151H230V152H233L234 153ZM238 151V150H237ZM2 152V151H1ZM5 152V151H4ZM14 152H12L11 154H13ZM81 152H83L82 154L83 155H86L85 157H88L89 158V156H91L92 158L94 157L95 158V160H96V163H95V160H94V163L92 164L91 163V159L89 160L88 158L86 159V160H89V162L88 163H90L89 164V166H90V168L92 169V172H94L93 173V175H95L96 174V178L94 177L93 179L94 180H92V182H91V180L89 179V178H92V177H90L89 175H88V170H89V166H87V168H83V169H87L86 171L84 170L83 171V169H80V167L81 166H79V168H78V166L76 167L75 166V163H76V161H78V159L79 158H83L84 159V156L82 155V156H80V157H78L79 156V154H81ZM107 152H105V153H107ZM116 152H118V153H116ZM153 152V151H152ZM156 152V151H155ZM155 152H154V154H155ZM159 152V153H160ZM217 152V157L218 156H220V155H222L221 154V152H220V155H219V153ZM222 152V153H223ZM227 152V153H228ZM239 152V151H238ZM261 152V151H260ZM14 153V154H15ZM56 153V154H55ZM126 153H127V155H126ZM133 155V158H134V156H135V159H137V163H136V161L134 162H132V164H134V163H136V164H134L133 166H130L129 165V163H131V157H130V155L131 154ZM144 153H146V151H144L143 152V155H144ZM150 153V152H149ZM215 153V151L212 153V157H213V154ZM237 153V152H236ZM241 153V152H240ZM2 154V153H1ZM10 154V153H9ZM14 154H13V157H14ZM118 154H119V156H118ZM130 154V155H129ZM140 154V155H139ZM147 154V153H146ZM152 154V153H151ZM192 154V155H191ZM225 154V153H224ZM235 154V153H234ZM243 154V153H242ZM16 156L18 155V153H16L15 154ZM21 155H23V154H21ZM28 155H26V156H28ZM105 155H108V154H105ZM161 155V156H160ZM196 155V156H195ZM206 155V156H207ZM215 155V154H214ZM227 155V154H226ZM231 155V154H230ZM1 156V155H0ZM25 155H23V157H24ZM139 156V157H138ZM150 156V155H149ZM148 156V157H149ZM191 156H193V157H191ZM194 156L197 158V156H198V159H199V162H198V159L196 160V158H195V160H196V162L194 161V159H192V158H194ZM209 156V155H208ZM207 156V157H208ZM223 156V155H222ZM221 156V157H222ZM236 156H238V154L236 155ZM9 157V156H8ZM18 157L19 158H21L19 155H18ZM22 157V158H23ZM29 157V156H28ZM27 157V158H28ZM152 157H154V155L152 156ZM206 157V158H207ZM224 157V156H223ZM223 157H222V159H221V161L223 162ZM230 157H232V156H230ZM238 157H240V156H238ZM252 157V156H251ZM254 157V156H253ZM1 158V157H0ZM16 158V160L18 159L17 157H15ZM15 158H6L7 159V161L8 160H12L13 161V159L15 160ZM21 158V159H22ZM26 158V157H25ZM107 158V159H106ZM139 158V159H140ZM144 158V157H143ZM145 158H147V157H145ZM151 158V157H150ZM149 158V159H150ZM155 158V157H154ZM153 158V159H154ZM215 158H216V155H215ZM219 158V157H218ZM255 158V157H254ZM29 159V158H28ZM31 159H29L30 161H31ZM54 159H61V160H66V162H67V160H70L71 161V163H73L72 162V159H77L76 161H75V163H73L74 164V166L76 167V168H78L79 170L77 171V169L76 170H74V171H77L78 173V175L77 176H75V173H73V169L71 170L70 169V167L69 166H67V168H69L71 171H72V173L74 174V176H75V179H71L70 180V183H67V182H69V181H67L68 179L66 178V172L64 171V170H67V168L66 169H64V170H61V172H57V171H59V170H57V168H55V165H56V163H55V165L53 164V160ZM142 159V158H141ZM209 159H213L214 160V157L213 158H210L209 157ZM208 159V160H209ZM217 159V158H216ZM215 159V160H216ZM233 159H235V158H233ZM1 161H2V159H0ZM3 160H5V159H3ZM20 160V159H19ZM24 160H26V159H24ZM24 160L22 159V163H24V164H26V162H24ZM28 160V161H29ZM33 160V161H34ZM56 160H55V162H56ZM60 160V161H61ZM79 160H81V159H79ZM92 160V161H93ZM114 160H116V159H114ZM132 160H134V159H132ZM144 160V159H143ZM151 160V159H150ZM211 160H209V161H211ZM214 160V161H215ZM219 161H220V159H218ZM231 160V159H230ZM237 160V159H236ZM261 160V159H260ZM0 161V162H1ZM21 161V160H20ZM19 161V162H20ZM32 161V162H33ZM85 161V160H84ZM145 161L146 160H144V164H145ZM149 161V160H148ZM152 161V160H151ZM205 161H207V159L205 160ZM213 161V162H214ZM225 161V160H224ZM227 161V160H226ZM231 161H234V160H231ZM239 160H237L236 162H238ZM241 161V160H240ZM246 161V160H245ZM252 161H253V159H252ZM5 162V161H4ZM10 162V161H9ZM15 162V161H14ZM17 162V163H16ZM15 162V164L17 165L18 164V161H16ZM59 162V161H58ZM58 162H57V164H58ZM65 162V161H64ZM81 162H82V164H83V160H81ZM81 162H79L80 164H81ZM86 163H87V161H85ZM147 162V161H146ZM204 162V163H203ZM221 162V163H222ZM235 161L233 162V163H236ZM242 162V161H241ZM240 162V163H241ZM263 162V161H262ZM11 164H13V162H10ZM60 163V162H59ZM62 163H63V161H62ZM68 163H70L69 161H68ZM68 163H66V164H68ZM70 163V164H71ZM150 163H152V162H150ZM208 163V162H207ZM210 163V162H209ZM216 163V162H215ZM230 163V161L228 162V164ZM233 163H230L229 164V166L231 165V164H233ZM239 163V162H238ZM237 163V165H239ZM5 164V163H4ZM65 164V163H64ZM154 164V162L152 163V165ZM211 164H212V162H211ZM224 164H225V162H224ZM223 164V165H224ZM227 164V163H226ZM1 165V164H0ZM2 165H3V163H2ZM7 165H8V163H7ZM16 165H14V166H16ZM22 164H20V166H21ZM59 165V164H58ZM58 165H56V166H58ZM87 165V164H86ZM91 165H93V166H91ZM146 165H149L148 164V162L146 163ZM213 165H215L214 163H213ZM218 165H219V163H218ZM236 165V164H235ZM243 165V164H242ZM241 165V166H242ZM246 165V164H245ZM248 165V164H247ZM260 165V164H259ZM263 165V164H262ZM6 166V165H5ZM4 165H3V167H5ZM12 167V166H7L8 168H10L11 167V169L13 170V172H14V168H16V167ZM18 166V165H17ZM22 166H24V165H22ZM66 166V165H65ZM225 166V165H224ZM234 166V165H233ZM232 166V167H233ZM26 167V166H25ZM59 167V166H58ZM61 167V166H60ZM145 167V166H144ZM147 167V166H146ZM204 167H208L207 165L206 166H204ZM210 167V166H209ZM209 167H208V169H209ZM220 167V166H219ZM237 166H234L233 168H236ZM18 168H20V167H18ZM27 168V169H28ZM72 168V167H71ZM211 169H212V167H210ZM216 168V165H215V167H214V169ZM221 168V167H220ZM219 168V169H220ZM223 168V167H222ZM230 168H231V166H230ZM239 168V167H238ZM238 168H236V169H238ZM258 168V167H257ZM11 169H7V171L8 170H11ZM17 169V168H16ZM23 169V168H22ZM54 169H56V170H54ZM60 169V168H59ZM207 169V171L209 172V170ZM218 169V168H217ZM228 169V168H227ZM227 169H225V170H227ZM256 169V168H255ZM264 169V168H263ZM262 169V171L260 170V172L258 173V174H260L261 172H262V174L264 173L263 170ZM6 170V169H5ZM11 170V171H12ZM19 170V169H18ZM17 170V171H18ZM30 169H28V170H26L27 171V173L29 172L30 173V171H29ZM80 170H82V171H80ZM221 170V169H220ZM223 170H224V168H223ZM228 170H230V169H228ZM240 170V169H239ZM238 170V171H239ZM257 170V169H256ZM11 171H10V173H11ZM16 171V170H15ZM16 171V172H17ZM22 171V170H21ZM21 171H19V172H17V174L19 173L21 176L24 174L25 175V173H23L24 172V170L22 171V173H20ZM25 171V172H26ZM63 171V172H62ZM68 171V170H67ZM70 171V172H71ZM90 171V170H89ZM212 171L213 170H211V174H212ZM215 171V170H214ZM222 171V170H221ZM231 171V170H230ZM230 171H228V173L231 175V172ZM233 171H234V169H233ZM232 171V172H233ZM4 173H5V171H3ZM12 172V173H13ZM16 172H15V174H16ZM69 172V171H68ZM69 172V174H71ZM92 172L90 173L89 172V174L91 175L92 174ZM204 172V173H203ZM218 172V171H217ZM225 172V171H224ZM235 172V171H234ZM150 173H151V171H150ZM216 173V172H215ZM214 173V174H215ZM219 173H221V172H218V174ZM235 173H237V171L235 172ZM240 174H241V170H240V172H239ZM239 173H237V174H239ZM243 173V172H242ZM253 173V172H252ZM256 173V172H255ZM9 174V173H8ZM16 174V175H17ZM228 174V175H229ZM246 174V173H245ZM257 174V175H258ZM3 175V174H2ZM7 175V174H6ZM15 175V176H16ZM20 175H17L18 176V178H19V176ZM23 175V176H24ZM29 175V174H28ZM32 175V174H31ZM151 175V174H150ZM209 175V174H208ZM228 175H223V176H227L228 177ZM236 175V174H235ZM234 175V176H235ZM242 175H244V173L242 174ZM249 176L251 175H253V174H248ZM256 175V174H255ZM261 175V174H260ZM0 176H1V174H0ZM9 176H11V174H9ZM12 176L14 177V175L12 174ZM69 175H67V177H68ZM73 176V175H72ZM72 176H70V177H72ZM74 176H73V178H74ZM89 176V177H88ZM147 176V177H148ZM176 176H178V177H182V178H178V177H176ZM205 176V175H204ZM223 176H221V178L223 177ZM239 176V175H238ZM245 176V175H244ZM250 176V177H251ZM264 176V175H263ZM2 178H3V176H1ZM70 177H68V178H70ZM147 177H145V179L147 178ZM206 177V176H205ZM208 177V176H207ZM209 177H212V176H210L209 175ZM216 175L214 176V180H216ZM218 177H220V176H218ZM233 177V176H232ZM240 177V176H239ZM249 177V178H250ZM7 178V179H6ZM24 178V177H23ZM176 178H178L177 180H176ZM228 178H230V177H228ZM244 178H246V177H244ZM248 178V177H247ZM246 178V179H247ZM8 179H11L10 180V183L8 184V182H6V180L8 181ZM20 179H21V177H20ZM27 179V178H26ZM89 179V180H88ZM184 179V181H182ZM190 179V180H191ZM201 179V178H200ZM204 179V178H203ZM202 179V180H203ZM205 179H207V178H205ZM209 179V181H211L210 180V178H208ZM236 179V178H235ZM240 179H241V177H240ZM243 179V178H242ZM241 179V180H242ZM251 179H252V177H251ZM25 180V179H24ZM23 180V181H24ZM28 180V179H27ZM150 180V181H151ZM217 180H219V179H217ZM221 180V179H220ZM228 180V179H227ZM230 180V179H229ZM229 180L227 181V182H229ZM238 180V179H237ZM26 181V180H25ZM91 183H90V182ZM146 181V180H145ZM187 181V180H186ZM192 181V180H191ZM207 180H203V183L205 184V182H206ZM222 181H224V180H222ZM221 181V182H222ZM234 181V180H233ZM247 181V180H246ZM249 181V180H248ZM247 181V182H248ZM198 182V181H197ZM212 182V181H211ZM211 182H208V183H210L211 185H217V184H215V183H211ZM216 182V181H215ZM226 182V181H225ZM231 182V181H230ZM239 182V181H238ZM238 182L236 181V183H237V185H238ZM252 182H253V179H252ZM6 183V184H5ZM22 183V182H21ZM207 183V182H206ZM217 183V182H216ZM246 183V182H245ZM244 183V184H245ZM257 183V185H259V187H258V190L260 191H264V187H263V185H264V177H262V178H257V176H256V181L255 182H253V184H251L250 183V185L251 186H249V185H247L246 184V186L248 187L249 186V189H252L254 186H255V184ZM17 184H19L20 185V182L18 183L17 182ZM147 184H149V183H147ZM196 184V183H195ZM204 184H201V185H204ZM219 184V183H218ZM232 184V183H231ZM248 184H249V182H248ZM1 185H2V181H1ZM26 185V186H25ZM175 185V186H174ZM197 185V184H196ZM195 185V186H196ZM227 185H229V184H227ZM242 185H243V183H242ZM256 185V186H257ZM74 186H75V188H76V186H81V188H80V190H79V188H78V190L79 191H77V189H75L76 191H75V193L73 192V190H72V188H74ZM147 186V185H146ZM192 186H194V184L193 185H191V187ZM194 186V187H195ZM198 186H199V184L195 187V188H198ZM207 186V184L206 185H204V187H206ZM208 186H210L209 184H208ZM219 186V185H218ZM217 186V187H218ZM221 186H223V185H221ZM220 186V187H221ZM225 186L226 185H224V188H225ZM232 186V185H231ZM231 186H229V188H231ZM239 187H240V184L238 185ZM238 186L236 187V185L234 186V188H235V192H236V189L238 188ZM150 187V186H149ZM155 186H153L152 188H154ZM156 187H158V186H156ZM200 188H202L201 186H199ZM213 187H215V189L217 190V192L219 191V188H216V186H213ZM244 186H242L241 188H243ZM148 188V187H147ZM208 188V187H207ZM233 188V187H232ZM233 188V189H234ZM257 188V187H256ZM155 189V188H154ZM179 189H180V187H179ZM203 189V188H202ZM205 190H206V188H204ZM210 189V188H209ZM221 189V188H220ZM226 189V188H225ZM225 189H223V195L224 196H226V194H227V196H229V194H228V192L229 191H227V190H229L228 189V187H227V190H225ZM233 189H230V191H232L233 192ZM239 189V188H238ZM247 190H248V188H246ZM156 190V189H155ZM161 190H159L158 191V193L161 191ZM208 190V189H207ZM222 190V189H221ZM255 190H257V189H255ZM150 192H151V190H149ZM175 191H176V189H175ZM182 192V190H179V192ZM210 191V190H209ZM212 191H213V189H212ZM215 191V190H214ZM225 191H226V193H225ZM239 190H237V192H238ZM242 192L244 191V190H241ZM240 191V193L242 194V192ZM246 191V190H245ZM251 191V190H250ZM258 191V192H259ZM76 192H78V193H76ZM153 192V191H152ZM156 192V191H155ZM154 192V193H155ZM189 192H192V193H189ZM206 192V191H205ZM216 192V194L218 195V197H219V193H217ZM235 192H233V193H235ZM236 192V193H237ZM247 192V191H246ZM248 192H249V190H248ZM258 192H253L254 194L256 193V194H258ZM148 193V192H147ZM147 193H146V195H147ZM163 193V192H162ZM178 193V192H177ZM201 193V194H200ZM204 193V192H203ZM209 193V192H208ZM208 193H206V194H208ZM243 193H245V192H243ZM264 193V192H263ZM182 195V193H179V195ZM230 194L232 195V193L230 192ZM238 194V193H237ZM248 194V193H247ZM148 195H150V194H148ZM147 195V196H148ZM155 195V194H154ZM178 195V194H177ZM212 195V196H211ZM223 195H220V196H223ZM233 195H235V194H233ZM240 195V194H239ZM239 195H238V197H237V195H236V200L238 199V198H240L239 197ZM243 195V197H244V194H242ZM245 195H246V193H245ZM253 195V194H252ZM261 196H262V194H260ZM259 194L256 196V197H258V196H260ZM102 196H104L103 198H104V200H105V202L103 203V202H100L99 200H101V197ZM147 196H146V198H147ZM157 197H158V195H156ZM208 196V195H207ZM224 196H223V198H224ZM226 196V197H227ZM260 196V197H261ZM143 197V198H142ZM150 197H152V196H150ZM159 197H160V200H162L161 199V196H160V193H159ZM163 198H165L164 196H162ZM216 198H217V196H215ZM225 197V198H226ZM248 197V199H250L249 198V195L247 196ZM247 197L245 198V199H247ZM103 198H102V200H103ZM141 198V199H140ZM148 198H149V196H148ZM148 198H147V200H148ZM153 198V197H152ZM151 198V201H157V200H155V199H152ZM155 198V197H154ZM212 198V199H213ZM221 198V197H220ZM219 198V199H220ZM223 198H221V200H223ZM224 198V199H225ZM233 198H234V196H233ZM255 199V197H254V195L252 196V198L250 199V202H251V200L252 199ZM259 198V197H258ZM158 199V198H157ZM244 199V198H243ZM244 199V200H245ZM247 199V200H248ZM263 199V198H262ZM159 200V199H158ZM164 200V199H163ZM221 200H218L217 199V201H219L218 203H220V201ZM235 200V199H234ZM234 200H232V202L234 201ZM240 200H241V198H240ZM256 200V199H255ZM259 199H257V201H258ZM143 201V200H142ZM148 201H150V200H148ZM230 201V200H229ZM249 201V200H248ZM260 201H261V199H260ZM259 201V202H260ZM56 202H58V203H60V204H58L57 206H56V208H54V209H56V210H54V211H56V212H54L53 210V212H46V214L44 215V216H42L43 215V210L47 207L46 205H49L51 208H52V206H54V204L53 203H56ZM98 202L99 203H102V204H98ZM144 202V201H143ZM143 202H142V204H143ZM145 202H146V199H145ZM154 202H152V203H154ZM161 202V201H160ZM159 202V203H160ZM163 202V201H162ZM212 202V203H211ZM215 202V201H214ZM225 202V201H224ZM226 202H227V200H226ZM234 202H236L237 203V201H234ZM243 202V200L240 202V203H242ZM254 202V201H253ZM258 202V203H259ZM158 203V204H159ZM217 203V202H216ZM228 203H230V202H228ZM240 203H239V206H241L240 205ZM245 203H247V204H249V202H246V200H245ZM244 203V204H245ZM255 203H257V202H255ZM255 203H251L252 204V206L255 204ZM257 203V204H258ZM263 203V206H264V202H262ZM262 203H261V205H262ZM53 204V205H52ZM57 204V203H56ZM98 204V206L99 205H102L103 206V213H104V215L102 214V212H100L102 209V206H100L99 208L101 209L99 212H97L98 211V206H96ZM144 204H146V203H144ZM162 204V203H161ZM215 204V203H214ZM220 204H222V203H220ZM219 204V205H220ZM246 204V205H247ZM96 206L98 209L97 210H95L94 208H93V206ZM151 205V204H150ZM216 205H218V204H216ZM225 205H228V204H225ZM230 205V204H229ZM228 205V207H231V205L229 206ZM238 204H236V206H237ZM256 205V204H255ZM261 205H260V207H261ZM46 206V207H45ZM148 206V205H147ZM155 206V205H154ZM234 206V205H233ZM235 206V207H236ZM244 206V205H243ZM242 206V207H243ZM251 206V205H250ZM251 206V207H252ZM257 206V205H256ZM262 206V207H263ZM152 207V206H151ZM238 207V206H237ZM245 207V206H244ZM250 207V208H251ZM255 207V206H254ZM259 207V206H258ZM259 207V208H260ZM94 209L95 211H96V213H95V211L93 212L94 213V216L92 215H89V214H91V212H92V210L91 209ZM146 208V207H145ZM149 208V207H148ZM183 208H184V210H186L187 212H188V214H185V212L183 211ZM224 208V207H223ZM241 208V207H240ZM248 208V210H250L249 209V206L247 207ZM49 209V208H48ZM53 209V208H52ZM150 209V208H149ZM156 209H158V207L156 208ZM155 209V210H156ZM220 209V210H219ZM218 210L219 211H221L222 210V207L221 208H219ZM226 209H227V207H226ZM229 209V208H228ZM232 209V208H231ZM238 209V208H237ZM244 209V208H243ZM243 209H242V211H243ZM252 209V208H251ZM255 209V208H254ZM261 209V208H260ZM260 209H258L257 208V210H260ZM264 208H262L261 210H263ZM47 210V209H46ZM89 210H91V212L89 211ZM144 210V209H143ZM153 210V212H154V209H152ZM215 210H216V212H215ZM225 210V209H224ZM230 210V209H229ZM235 209H234V207H233V211H234ZM239 210H241V209H239ZM238 210V211H239ZM253 210V209H252ZM260 210V211H261ZM49 211H50V209H49ZM141 211L142 210H140V212L139 213H141ZM170 211V212H171ZM226 212H227V210H225ZM236 211V210H235ZM241 211V212H242ZM259 211V212H260ZM67 212V213H66ZM69 212H71L72 213V215H68V213ZM86 212H87V214H88V212H90L89 214H88V217H87V215H86ZM145 212L146 211H144V215H146L145 214ZM231 212H232V210H231ZM237 212V211H236ZM244 212H246V211H244ZM251 212V211H250ZM262 212L263 211H261V213H259L258 215L260 216V214H262ZM99 213H101L100 215H98ZM135 213H137V214H135ZM167 213H168V211H167ZM217 213V214H216ZM220 213H222V214H224V212L223 211H221ZM220 213H219V216H220ZM243 213V212H242ZM242 213L240 214L241 216H242ZM251 213H253V211L251 212ZM154 214V213H153ZM152 214V215H153ZM221 214V215H222ZM244 214V213H243ZM66 215H68L69 216V221H67L68 219H67V217H66ZM101 215H103V216H101ZM155 215H156V212H155ZM159 215V214H158ZM167 215V214H166ZM170 215V214H169ZM226 215V214H225ZM230 215V214H229ZM171 216V217H172ZM233 216V215H232ZM237 216V215H236ZM240 216V217H241ZM248 216L246 217V218H248ZM262 216L264 217V215L262 214ZM71 217V218H70ZM94 217V218H95ZM154 217V219H155V216H153ZM158 217V216H157ZM156 217V218H157ZM169 217V216H168ZM171 217H170V219H171ZM222 217V216H221ZM238 217L239 216H237L236 218L238 219ZM239 217V218H240ZM164 218H165V216H164ZM241 218H243V219H241ZM240 219L242 220V221H244V216L243 217H241ZM245 218V219H246ZM253 218H254V220H253ZM260 218H261V216H260ZM259 218V219H260ZM75 219V218H74ZM79 219H77V220H79ZM96 219V218H95ZM169 219V220H170ZM258 219V218H257ZM262 219V218H261ZM264 219V218H263ZM262 219V220H263ZM27 222H26V221ZM76 220V219H75ZM168 220V219H167ZM172 220V219H171ZM261 220V221H262ZM28 222V223H31V222ZM37 221V222H38ZM94 221V220H93ZM153 221V220H152ZM247 221V219L245 220V222ZM260 221V222H261ZM264 221V220H263ZM262 221V222H263ZM11 222H9L10 224H7L6 226L8 227V225L10 226V230H12L11 229V227L13 226V224L11 223ZM35 222V221H34ZM34 222H32L31 224H33ZM59 222H61L60 223V225H58V223ZM163 222V221H162ZM161 222V223H162ZM258 222V221H257ZM261 222V223H262ZM15 223V222H14ZM78 223L79 222H77L76 223V225H78ZM254 223V222H253ZM252 223V224H253ZM11 224H12V226H11ZM17 224V223H16ZM30 224V225H31ZM39 224V223H38ZM39 224V225H40ZM46 224V223H45ZM71 224V223H70ZM96 224H98V223H96ZM96 224H94L93 226H95ZM148 224V225H147ZM158 224V223H157ZM156 224V225H157ZM243 224H244V222H243ZM5 225H3L4 226V229L6 228V226ZM17 225H20L21 226V223L19 224H17ZM28 225V224H27ZM26 224L22 227L23 228V230H24V228L27 230L28 229V227H30V225H28V227L26 228V226H27ZM34 225V224H33ZM143 225H144V227H143ZM162 225V224H161ZM160 225V226H161ZM263 225H264V223H263ZM36 226V225H35ZM73 226V225H72ZM99 226V225H98ZM159 226V225H158ZM255 226H257V225H255ZM258 226L260 227V226H262V225H259V223H258ZM257 226V227H258ZM13 227H15V224H14V226ZM32 227V226H31ZM30 227V228H31ZM34 227V226H33ZM32 227V228H33ZM40 227V226H39ZM43 227H42V229H41V231L43 230ZM55 227V228H54ZM69 227H71V226H69ZM74 227H77V226H75V223H74ZM74 227H72L71 229L73 230V228ZM151 227V226H150ZM150 227H148L149 229H150ZM154 227V226H153ZM253 227H254V224H253ZM7 228V229H8ZM17 228V227H16ZM16 228H14L13 230L15 231V229ZM31 228V230H36V228L34 229H32ZM80 228H78V229H80ZM147 228V229H148ZM248 228H249V226H248ZM260 228H262V227H260ZM20 229V228H19ZM19 229H16V230H18L19 231ZM37 229H38V231H39V228H38V225H37ZM71 229H67V230H71ZM77 229V228H76ZM77 229V230H78ZM95 229H96V226H95ZM153 229H155V228H153ZM157 229H159V228H156V230ZM209 229H210V231H209ZM263 229H264V227H263ZM22 230V229H21ZM20 230V231H21ZM29 230V229H28ZM27 230V233H29V231ZM30 230V231H31ZM63 230V229H62ZM72 230L70 231V232H72ZM91 230V231H90ZM94 230V229H93ZM162 230V231H163ZM256 230V229H255ZM4 231H7V232H3V230H2V232H1V230H0V235H1V233H7L8 234V231L9 230H4ZM17 231V232H18ZM38 231H36V232H38ZM41 231H39L38 233H41ZM59 231V230H58ZM73 231H75L76 232V230H75V228H74V230ZM149 231V230H148ZM161 231V230H160ZM159 231V232H160ZM258 231V230H257ZM262 231V230H261ZM26 232V231H25ZM24 232V233H25ZM33 231H31V233H32ZM35 232V231H34ZM33 232V233H34ZM35 232V233H36ZM62 232V231H61ZM85 232H86V234H85ZM145 232H147L146 230H145ZM150 232H152V230H150ZM149 232V233H150ZM156 232H158V230L157 231H154V233H156ZM11 233V232H10ZM13 233H15V232H13ZM9 234V236H11L10 238L12 239V238H14V236L12 237V235H14V234ZM20 233V232H19ZM22 233V232H21ZM27 233H26V235H27ZM44 233V232H43ZM43 233H41V235L43 234ZM59 233V232H58ZM66 233H68V231L66 232ZM78 233V232H77ZM93 233H92V235H93ZM161 233V232H160ZM159 233V234H160ZM163 233H161V236H162V234ZM262 233V232H261ZM261 233H260V235H261ZM263 233H264V231H263ZM262 233V234H263ZM7 234H5L6 236H4L3 237V235H2V238H4V239H7ZM16 234V233H15ZM23 234V233H22ZM21 234V235H22ZM54 234H53V236H54ZM60 234V233H59ZM72 234V233H71ZM94 234V235H95ZM152 234L153 233H150V234H148V233H146V235H147V237H148V235H151L152 236ZM158 234V235H159ZM166 234V235H165ZM33 235H35V234H33ZM33 235H29V236H31L30 238H32V236ZM37 235H40V234H37ZM48 235H47V237H48ZM66 234L65 233H63V237L65 236ZM96 235V236H97ZM158 235L157 236H155V234H154V236L155 237H158ZM264 235V234H263ZM15 236H17V234L15 235ZM20 236V235H19ZM24 236H25V234H24ZM22 236V238L24 239V238H27V236ZM28 236V237H29ZM36 236V235H35ZM42 236H44V234L42 235ZM61 236V235H60ZM60 236H58V238L60 237ZM69 236H70V233H69ZM153 236V239H154V241H156L155 239H157V238H155ZM161 236H159L158 238H160ZM260 237V239H261V241H259V238L257 239V237ZM262 236V235H261ZM1 237V236H0ZM37 237V236H36ZM36 237H33L34 239H32V241L33 240H36V241H38V238H39V236H38V238L37 239H35ZM45 237V236H44ZM55 237H56V235H55ZM62 237V236H61ZM60 237V238H61ZM67 237V236H66ZM78 237V238H77ZM145 237V236H144ZM263 237V236H262ZM2 238H1V240H2ZM17 238V237H16ZM15 238V239H16ZM21 238V239H22ZM48 238H51L50 237V235H49V237ZM57 238V237H56ZM55 238V239H56ZM90 238H92V237H90ZM89 238V239H90ZM146 238V237H145ZM18 239V238H17ZM16 239V240H17ZM20 239V240H21ZM29 239V238H28ZM44 241H45V238H42ZM53 239H54V237H53ZM54 239V240H55ZM88 239V240H89ZM161 239V238H160ZM24 240H27V239H24ZM21 241V243L22 242H25V241ZM40 241H41V239H39ZM46 240H48V239H46ZM54 240H51L50 239V241L52 242V243H56V242H53ZM57 240H59V239H57ZM57 240H55V241H57ZM91 240V239H90ZM146 240H147V238H146ZM13 241H14V239L12 240V244H13ZM19 241V240H18ZM28 241V240H27ZM26 241V244L24 243H22V245H27V244H29V246H30V242L28 243ZM29 241H30V239H29ZM31 241V244L33 245V242H35V241H33L32 242ZM39 241V242H40ZM60 241V240H59ZM57 242L58 244L59 243H61V242ZM65 241H63L62 240V243H64ZM153 241V242H154ZM2 242V241H1ZM0 242V243H1ZM4 243L6 242V240H4L3 241ZM9 242V241H8ZM15 242V241H14ZM20 242V241H19ZM43 242V241H42ZM47 242V244H48V241H46ZM65 242V243H66ZM78 242H80V241H78ZM77 242V243H78ZM3 243V244H4ZM10 243V242H9ZM52 243H50V244H52ZM61 243V244H62ZM87 243V242H86ZM151 243V244H150ZM156 243V242H155ZM157 243H158V240H157ZM7 244V243H6ZM15 245H18L19 247H15L14 249H16V248H20L21 246L19 245V244H16V242L14 243ZM13 244V245H14ZM43 244V243H42ZM81 244V242L80 243H78V245L79 246H81L82 245ZM1 245H2V243H1ZM0 245V247H3V245L1 246ZM8 245V244H7ZM10 245V244H9ZM38 245H39V243H38ZM54 246L56 245V244H53ZM5 246V245H4ZM28 246V247H29ZM44 246V245H43ZM54 246H53V248H54ZM181 246V245H180ZM179 246V247H180ZM188 246V245H187ZM188 246V247H189ZM190 246V249L192 248ZM8 247V246H7ZM11 247H13V246H11ZM11 247H9V248H11ZM38 247V246H37ZM36 246H35V248H37ZM40 247H42V246H40ZM45 247H46V244H45ZM49 247V246H48ZM52 247V245H50V248ZM178 247V248H179ZM184 248V246H181L180 248ZM27 248V247H26ZM32 248V247H31ZM30 248V249H31ZM34 248V247H33ZM76 248H74V251H75V249ZM154 248V247H153ZM159 248V247H158ZM3 249V248H2ZM4 249H6V247L4 248ZM3 249V252L5 251ZM8 249V248H7ZM13 249V248H12ZM12 249H10L11 250V253H12ZM22 249H24V246H23V248L21 247V249H17V250H22ZM38 249V248H37ZM45 249V248H44ZM47 249V248H46ZM189 249V250H190ZM42 250L43 249H41L40 250V248H39V250L37 251V250H35V251H33V253L34 252H36V253H38L39 251H40V253L42 252ZM69 250H71V249H69ZM175 250H173L172 251V253L170 254V255H172V254H174V253H177V252H175ZM180 250V249H179ZM187 250V249H186ZM15 251V250H14ZM29 251V250H28ZM32 251L29 253V256L32 254ZM72 251H73V249H72ZM156 251H158V252H160L159 250H156ZM161 251H162V248H161ZM0 252H1V250H0ZM2 252V253H3ZM7 252V251H6ZM6 252H4V253H6ZM17 252V251H16ZM21 252V251H20ZM24 252H25V250H24ZM27 252V251H26ZM69 252H71V251H69ZM154 252H155V250H154ZM163 252V251H162ZM164 252H167V251H164ZM163 252V253H164ZM190 252V251H189ZM195 252V251H194ZM2 253H0V254H2ZM2 254V259L4 258V256H7V255H5V254ZM8 253H10L9 252V250H8ZM8 253H6V254H8ZM15 253V252H14ZM49 253V252H48ZM66 253H68V252H66ZM148 253H149V250H148ZM157 253V252H156ZM155 253V254H156ZM182 253V252H181ZM188 253V252H187ZM27 254V253H26ZM42 254V253H41ZM40 254V255H41ZM70 254H72V252L71 253H69V255ZM161 254V253H160ZM178 254V253H177ZM182 254H184V253H182ZM23 255V253L21 252V253H15L14 255H10V254H8V256L6 257V258H4V260L1 262V263H3V264H21V263H26V261H28V259L27 258H25V260L24 259H22V258H24L25 256H27V255H25L24 257L22 256ZM32 255H37V254H32ZM162 255H165V254H162ZM185 255H187V254H185ZM28 256V257H29ZM34 256V257H35ZM47 255L45 254V257H46ZM49 256H52V255H49ZM48 256V257H49ZM168 255H166V258H168L167 257ZM177 256V255H176ZM176 256H175V258H176ZM179 256V255H178ZM184 256V255H183ZM31 257V256H30ZM33 257V256H32ZM31 257V258H32ZM69 257V256H68ZM162 257V256H161ZM160 257V258H161ZM187 257V256H186ZM198 257V258H197ZM1 258V257H0ZM31 258H29V260L31 259ZM36 258V257H35ZM34 258V259H35ZM38 258V257H37ZM42 258H44L43 256L42 257H40V259L38 258V261L39 260H41ZM51 257H49V258H47L46 259V261H50V262H54V260H53V258H52V261L51 260H49ZM172 258V257H171ZM170 258V259H171ZM173 259L172 258V264H174L175 262H177L178 261V257H177V260L176 259ZM195 258H197V259H195ZM33 258H32V260H34ZM73 259V258H72ZM147 259V260H146ZM159 259V258H158ZM157 259V260H158ZM169 258L166 260V261H168V260H170ZM32 260H30V262L32 261ZM62 260H60L59 261V264H61L62 263ZM65 260V259H64ZM74 260V259H73ZM150 260V261H149ZM157 260L155 261L157 264H158V262L160 261V259L158 260V262H157ZM162 260V259H161ZM173 260H176V261H174V263H173ZM192 260H195V261H192ZM206 260V259H205ZM25 261V262H24ZM37 261V260H36ZM45 261V260H44ZM46 261L45 262H43V259H42V261L41 262H43V263H46ZM56 261V260H55ZM66 261H67V259H66ZM65 261V262H66ZM164 261V260H163ZM165 261V262H166ZM191 261V262H190ZM204 261V260H203ZM41 262H38V263H41ZM56 262H58V261H56ZM64 262V261H63ZM68 262L70 263L71 261H69L68 260ZM67 262V263H68ZM154 262V261H153ZM37 263V264H38ZM49 262H47V264H48ZM55 263V262H54ZM67 263H65V264H67ZM72 263V264H73ZM101 263V264H102ZM170 263V261H168V264ZM206 263V262H205ZM209 263V262H208ZM29 264V263H28ZM31 264V263H30ZM33 264H34V262H33ZM36 264V263H35ZM50 264H52V263H50ZM56 264H58V263H56ZM63 264V263H62ZM105 264V263H104ZM155 264V263H154ZM159 264H160V262H159ZM163 264H164V262H163ZM167 264V263H166ZM179 264V263H178ZM204 264V263H203Z\"/></svg>","mask_w":264,"mask_h":264},{"label":"rangeland","instance_id":"rangeland-1","mask_svg":"<svg viewBox=\"0 0 264 264\" xmlns=\"http://www.w3.org/2000/svg\"><path fill=\"white\" fill-rule=\"evenodd\" d=\"M160 1V2H159ZM177 1V2H176ZM192 1V2H191ZM200 1V2H199ZM218 0H211V3H209L210 2V0H206V1H203V0H190L189 2L190 3H188V0H0V17H6V16H9V17H12V16H14V18H12V19H10V20H5V19H2V18H0V87L2 86L3 87V89L5 90H3L2 89V87L0 88V91L2 92H5V93H3V95H1L0 94V101H2V102H0V104H1V107H4V106H9L8 108H10V106L12 105L13 106V108L15 107V105L17 106L18 104V106H20V108H16L15 107V109H13L12 108V106H11V109H13V110H18V111H15L14 113L16 114L17 112H20V113H17L16 114V122H15V124L14 125H16L17 123V125H19V126H14V125H11L10 126V123H7L8 122V120H6V115H9L8 114V111H9V113L11 112V109H6L5 111L3 110V112L2 111H0V117L1 116H3L5 113L4 112H6L7 111V113L5 114V116H3V117H1L0 119L1 120H3L2 118H5L4 119V121H5V125H4V121L2 122L1 120H0V135H6L8 132L10 133H8V135H7V137L9 136V135H18V133H19V135L17 136V137H19V138H17L15 135H14V137H12V136H10V139L9 138H7L6 136H5V138H2V137H4V136H2V137H0V146L3 144L4 146H5V144L8 146V143H11L13 146H14V143L16 144L17 143V141H18V143L17 144H20L22 141H23V143H24V140H25V142L27 143L29 140L31 141L32 139V142H28L27 143V145H29V143H30V146H33V147H35V148H37L36 146H41L42 144L41 143H44L46 146H47V144L50 142V145L52 144L51 142H53V141H55V140H57V141H59V143H58V146L59 145H61V142H60V140L62 141V139H64V134L66 133V131L68 130L70 133L69 134H72L73 133V131L74 130H76L77 129V125L76 124H78V125H80L81 124V122H84V123H82L83 125V128H84V130H82L83 128L82 127H80V129H81V132H83V135H89V134H91L92 135V133L94 132V131H92V133H91V130H93L92 129V127L94 128V125L95 126H97L98 128H101V124H103V122H104V120L103 119H105V118H102V115H101V113H99L100 112V110L98 109V110H96V108L94 109V110H96V111H90L89 113H90V115H95V113L94 112H98V116H100L101 115V118L100 119H98L99 120V122H101V124L99 125V123L97 122V115L94 117V118H96L95 119V121L97 122H94L93 120L94 119H92V120H90V118H92V116H90L89 115V113H87L86 114V112L85 111H89V110H92L93 108H94V106L96 107L97 106V108H98V105H100V107H101V105L103 104V106L104 105H106L108 108L110 107V108H112V110L113 109H116L113 113H112V110H111V112L110 113H112L111 115L114 117V115H115V112L117 111V113H116V115H117V120L118 119H120V118H122V115H123V117H124V115L125 116H127L126 114H129L128 112H125L124 113V111H126V107H128V106H130V104L128 103V105H127V102L130 100V97L132 96L133 97V99L134 98H136L135 96H136V93H137V97H139L138 99H140V100H143L144 102L146 101H148V99L150 98V97H148V96H151L150 94H152V95H155V92H157L159 89H160V87L158 86V84L161 86L162 84H163V82H164V80H162V79H167L168 77H170V78H172V76L174 77L175 75L173 74L174 72L176 73V70L177 71H180V70H185L183 67L185 66H188L191 62H193L192 60H194L193 58L195 57V55L197 56V54H195L194 52H193V50H192V40L191 39H189L188 41H185V42H182L183 44L179 47V49H169L170 47H171V41H173L174 39H175V37L176 36H178V34H180L181 32L182 33H188V31H186V29L187 30H190V26L193 24H191L190 26H189V22H192V19H191V17L192 18H194L195 19V17L197 16V14L198 13H200V9H199V7L201 8V6L202 5H204L205 4V6L209 9V8H211V9H209V15H207V19L208 20H213V22L215 23V25L219 28L217 31H216V35H220V39H223L224 37L225 38H228L229 36H230V33H231V35H240L241 33H243V31H250V32H253L252 30H254L255 28L256 29H258V28H260V25L261 24H263L264 25V6H263V0H255V2L253 1V0H251V1H253V2H251L250 0H245L244 2H243V4L245 3L246 4V6H245V4H244V6L243 7H245V8H243L242 7V9H240V7L241 6H239V5H242V3H240V1L241 0H233L234 2L232 3V4H234L235 2L237 3V5H236V3L234 4V5H236V6H234V10H230L231 8L233 9V6H231V5H229V6H231L230 8H229V6L227 7L226 6V8L225 7H223V6H220V3H218L217 2ZM249 1V5H251L250 7L251 8H249V6H248V4L246 3V2H248ZM257 1V2H256ZM179 2V3H178ZM185 3V5H183L184 3ZM216 2H217V4H216ZM239 2V3H238ZM242 2V1H241ZM260 2H262L261 4H260ZM193 3V4H192ZM199 5H198V4ZM253 3H255V7H254V9H252L253 8ZM172 4V5H171ZM176 4V5H175ZM179 4V5H178ZM202 4V5H201ZM212 4V5H211ZM216 4V5H215ZM218 4H219V6H218ZM256 4H258L257 6H256ZM171 5V6H170ZM174 5H175V7H174ZM196 5V6H195ZM45 8H44V7ZM211 6V7H210ZM248 6V7H247ZM262 6V7H261ZM170 7V8H169ZM174 9H173V8ZM213 7V8H212ZM222 7V8H221ZM235 7H239L238 8V10H237V8H235ZM259 7V8H258ZM41 8H44V9H46V10H44V11H42V9ZM156 8V9H155ZM167 8V9H166ZM172 8V9H171ZM215 8V9H214ZM220 8L221 9H224V10H222V12L220 11ZM248 9V10H245V12H244V10L243 9ZM257 8V9H256ZM163 9V10H162ZM169 9V10H168ZM195 10V9H198V11H194L195 13L194 14H196V12H198L197 14H196V16L194 15V14H192L193 12H192V10ZM213 9V10H212ZM236 9V10H235ZM260 9H262V10H260ZM47 10H49V11H47ZM125 10V11H124ZM165 10V11H164ZM210 10H212V11H210ZM227 10V11H226ZM230 10V11H229ZM240 10V11H239ZM242 10V11H241ZM259 12H258V11ZM41 11L42 12H45V13H41ZM158 11V12H157ZM160 11V12H159ZM190 11H191V13H190ZM218 13H216V12ZM223 11H224V16L226 17H224L223 16ZM229 11V12H228ZM238 11V12H237ZM257 11V13H255ZM262 11V12H261ZM46 12H47V14H46ZM122 12V13H121ZM128 12V13H127ZM165 12V13H164ZM211 12H212V14L214 13V15L212 16V14H211ZM221 14H220V13ZM227 12H228V15L230 16H228V15H226L227 14ZM231 12V13H230ZM241 12H244V15H243V13H241ZM248 13V15H247V13ZM40 13H41V15H40ZM118 13V14H117ZM162 13H164V14H162ZM189 13H190V15H189ZM237 13V14H236ZM239 13H240V15H239ZM126 14V15H125ZM219 15V17L217 16V15ZM237 16H236V15ZM251 14V15H250ZM43 15V16H42ZM45 15V16H44ZM116 15V16H115ZM193 15V16H192ZM243 15V16H242ZM247 15V16H246ZM257 15V16H256ZM263 15V16H262ZM48 16V17H47ZM52 16V17H51ZM220 16H223V17H221L220 18ZM229 18H228V17ZM242 17L244 20H243V22L244 21H246L244 24H246V26L244 27V28H242V26H243V24L241 25L240 23H241V21L240 20H237V17ZM256 16V17H255ZM43 17V18H42ZM44 17H45V19H47V20H45L44 19ZM47 17V18H46ZM79 17V18H78ZM115 17V18H114ZM160 17H162V18H160ZM173 17V18H172ZM179 17H181L180 19H179ZM183 17V18H182ZM211 17V18H210ZM214 17H215V19H214ZM263 17V18H262ZM42 18V19H41ZM77 18V19H76ZM133 18V19H132ZM161 19V20H158V19ZM188 18V19H187ZM190 18V19H189ZM210 18V19H209ZM220 18V19H219ZM233 18V19H232ZM250 18H251V20H252V23H249V22H251V20H250ZM261 18V19H260ZM2 19V20H1ZM44 19V20H43ZM56 20V22H55V20ZM72 19H73V21H72ZM115 19V20H114ZM130 19H132V20H130ZM178 19V20H177ZM183 19V20H182ZM218 19L219 20H221V21H218ZM228 19V20H227ZM256 19V20H255ZM13 21V23H11L12 21ZM53 20H54V22H53ZM130 20V21H129ZM165 20H166V22H165ZM175 20H176V22H175ZM179 20H181V21H179ZM210 20V21H211ZM217 22H216V21ZM233 20H234V23L236 22L237 23V25L238 26H236V23L234 24L233 23ZM236 20V21H235ZM8 21H10V22H8ZM44 21H46V22H44ZM170 21V22H169ZM183 21V22H182ZM228 22L227 23V32L225 33L222 29H220V26H219V24L220 23H222V22ZM255 21V22H254ZM261 21V22H260ZM51 22V23H50ZM134 22V23H133ZM173 22H175V23H173ZM179 22V23H178ZM193 22H194V20H193ZM212 22V21H211ZM218 22H220V23H218ZM232 22V23H231ZM242 22V23H243ZM257 22V23H256ZM261 24H260V23ZM44 23V24H43ZM53 23V24H52ZM117 23V24H116ZM157 23V24H156ZM166 25H165V24ZM253 23L255 24V25H253ZM4 24V25H3ZM179 24V25H178ZM187 24H188V26H187ZM231 24H232V26H231ZM249 24L251 25V26H249ZM24 25V26H23ZM114 25V26H113ZM162 25V26H161ZM166 27H165V26ZM228 25H229V27H228ZM239 25L241 26V27H239ZM11 26V27H10ZM146 26V27H145ZM150 26V27H149ZM168 26V27H167ZM179 26V27H178ZM233 26H235L236 28H233ZM249 26V27H248ZM252 26H253V29H252ZM13 27V28H12ZM18 29H17V28ZM43 27V28H42ZM160 27H162V28H160ZM170 27H173V28H175L174 30L172 29V28H170ZM178 27V28H177ZM181 27H182V29H181ZM189 29H188V28ZM251 27V28H250ZM255 27V28H254ZM21 28V29H20ZM25 28H27V29H25ZM151 28V29H150ZM184 28V29H183ZM233 28V29H232ZM241 28V29H240ZM19 29L21 30L20 32H19ZM121 29V30H120ZM140 29V30H139ZM155 29V30H154ZM170 29V30H169ZM172 29V30H171ZM179 29H180V32H179ZM240 29V30H239ZM243 29V30H242ZM149 30V32H147ZM182 30V31H181ZM18 31V32H17ZM23 31V32H22ZM140 31V32H139ZM146 31V32H145ZM159 31V32H158ZM173 31V32H172ZM21 32H22V34H21ZM120 32V33H119ZM135 32H137V33H135ZM154 32V33H153ZM176 32V33H175ZM241 32V33H240ZM171 33V34H170ZM162 34V35H161ZM173 34V35H172ZM19 35H22L23 37H19ZM72 35V36H71ZM146 35H148V37L146 36ZM151 35V36H150ZM107 37V38H106ZM144 37V38H143ZM149 37H150V39H149ZM173 37V38H172ZM20 38V39H19ZM22 38H23V40H22ZM162 38H165V42L166 43H164V41H163V39ZM166 38H168L169 40H166ZM173 40H172V39ZM225 38L223 39V40H225ZM164 43V44H160V40ZM257 39L258 38H255L254 40H256V43L258 44L259 43V41H257ZM120 40V41H119ZM260 40V39H259ZM141 41V42H140ZM169 41H170V43H169ZM128 42V43H127ZM156 42V43H155ZM225 42V41H224ZM110 43V44H109ZM133 45H135V46H138V52H139V50H140V54L138 53V52H136V48L137 47H135L134 46V48L135 49H132L133 48V46L131 45V44ZM170 45H169V44ZM199 43V42H198ZM119 44V45H118ZM130 44V45H129ZM230 45V43H228V42H226V44L225 45ZM251 44H253L254 46H257V47H255V50L258 52V50H259V53L260 52H262V49L261 48H259L260 47V43L258 44V45H256L255 44V41H252L251 42ZM118 45V46H117ZM158 45V46H157ZM163 45H167V46H163ZM130 46H132V47H130ZM184 46V48H183V50H182V47ZM187 46V47H186ZM122 47L124 48V51H123V49H122ZM130 47V48H129ZM158 47H160V49L161 48H163L164 47V52L163 53H161L162 55H158V53L159 52H157V50L158 51H160V52H162L161 50H159V48ZM186 47V48H185ZM191 47V48H190ZM129 49V51H130V55L129 54H127L129 51H128V49ZM259 48V49H258ZM114 49V50H113ZM117 49V50H116ZM125 49L127 50V51H125ZM186 51H185V50ZM18 50V51H17ZM115 51V52H117V53H115V52H113V51ZM121 50V51H120ZM132 50V51H131ZM135 50V51H134ZM174 50V51H173ZM184 52H182V51ZM189 50H192V51H189ZM261 50V51H260ZM134 51V52H133ZM189 51V52H188ZM119 52H121V53H119ZM131 52H132V55H131ZM167 52H168V54H167ZM192 52V53H191ZM125 53V54H124ZM134 53H135V55H134ZM136 53H137V55H136ZM142 53V54H141ZM178 53V54H177ZM187 53V54H186ZM127 54V56L126 57H124L125 55ZM153 54H157L158 56L155 58V56H154V58H155V60L153 61H151V63H150V59L153 57ZM166 54V55H165ZM172 54V55H171ZM175 54V55H174ZM177 54V55H176ZM181 54V55H180ZM185 54V55H184ZM104 55V56H103ZM110 55V56H109ZM119 55V57H116V56H118ZM165 55V56H164ZM188 55V56H187ZM191 55H192V57H191ZM138 56V57H137ZM141 56H142V59H141ZM150 56H151V58H150ZM162 56V57H161ZM167 56V57H166ZM116 57V58H115ZM132 57V58H131ZM140 57V58H139ZM159 57V58H158ZM114 59L113 61H112V59ZM119 58V59H118ZM122 58H125V59H128V61L127 62H131L130 64L129 63H127V62H123L122 60H120V59H122ZM130 58V59H129ZM137 58L138 59H140V61L141 62H137ZM164 58V59H163ZM181 58V59H180ZM98 59V60H97ZM111 60V62L109 63V61ZM115 59H118L117 61L115 60ZM133 59V60H132ZM136 59V60H135ZM162 59V60H161ZM166 59V60H165ZM171 59H173V60H171ZM178 59V60H177ZM184 59V60H183ZM130 60V61H129ZM161 60V61H160ZM164 60V61H163ZM180 60V61H179ZM186 60H188V61H186ZM137 63H140L141 65L140 66H143L142 68L140 67V66H138V67H136L137 65H139V64H137V65H135L136 64V62ZM173 61V62H172ZM179 61V62H178ZM191 61V62H190ZM96 62V63H95ZM170 62H172V63H170ZM182 62H186L185 64L184 63H182ZM190 62V63H189ZM97 63H99V65L97 64ZM108 63V64H107ZM115 63V64H114ZM120 63V66L118 65V64ZM127 65H126V64ZM132 63H135V64H132ZM142 63L143 64H145V63H147L146 64V67H145V65H142ZM148 63H150V64H148ZM157 63V64H156ZM164 63H165V66H164ZM187 63H189L188 65H186ZM96 64L98 65V66H96ZM110 64V65H109ZM157 65V66H155V65ZM163 64V65H162ZM105 66V65H107V66H105V67H103V66ZM118 65V66H117ZM121 65H122V67H121ZM129 65V66H128ZM132 65H134V66H132ZM148 65V66H147ZM168 65V66H167ZM173 65V66H172ZM108 66H109V68H108ZM116 67V68H114V70L112 69L113 67ZM153 66H155V67H153ZM162 66V67H161ZM180 66V67H179ZM128 67V68H127ZM130 67H132L131 69L132 70H134L135 71V74L133 73L132 74V71H131V69H130V74L128 73L129 72V68ZM133 67H135V69H133ZM95 68H97V70L96 71H98L99 69V73H100V75H99V73L98 72H96L94 69ZM107 68V69H106ZM128 70H127V69ZM136 68H138V69H136ZM146 68V69H145ZM163 68H165V69H163ZM174 68V69H173ZM179 68V69H178ZM183 68V69H182ZM187 68V67H186ZM103 69H105L104 71H102V73H101V70H103ZM109 69V70H108ZM141 69V70H140ZM173 69V70H172ZM107 70V71H106ZM110 70H111V72H110ZM122 70H124V72L122 71ZM113 71H115V72H113ZM128 73L127 75L128 76H126V72ZM136 71H138L137 73H136ZM144 71V72H143ZM148 71V72H147ZM150 71V72H149ZM169 71V72H168ZM171 71V72H170ZM111 74H113V75H111ZM118 74H120V75H118ZM120 72H122V73H120ZM148 73V75H147V73ZM158 72V73H157ZM94 73H96V74H98V75H96V74H94ZM105 73V74H104ZM106 73H107V75L108 74H110V76L112 77V78H110L109 77V75L108 76H104V75H106ZM124 73H125V75H124ZM142 73V74H141ZM146 73V74H145ZM151 73V74H150ZM154 73H155V75H154ZM165 73V74H164ZM181 72H179V74H180ZM94 74V75H93ZM103 75V77H102V75ZM139 74V75H138ZM158 74V75H157ZM173 74V75H172ZM178 74V72L176 73V75ZM178 74V75H179ZM93 75V76H92ZM114 75H117V77L115 76L114 77ZM123 76V78H122V76ZM129 75H130V77H129ZM137 75V76H136ZM92 76V77H91ZM94 76H100V77H97L98 79H100L99 81H103L102 83L101 82H99L98 80H96V77L94 78ZM160 76H162V77H160ZM166 76H168L167 78H166ZM109 77V78H108ZM119 77V78H118ZM134 77H135V79H138V81L136 80V82H138V83H136L134 80ZM140 77H143L142 79L140 78ZM146 79H145V78ZM149 77V78H148ZM165 77V78H164ZM254 78V81H253V78ZM103 78V79H102ZM115 78V79H114ZM118 78V79H117ZM154 78V79H153ZM169 78V79H170ZM252 78V79H251ZM19 79V80H18ZM94 79H95V82H94ZM102 79V80H101ZM122 79H124L123 81H122ZM134 79V80H133ZM158 79V80H157ZM160 79V80H159ZM250 80H248V83L249 82H252V84L253 83H256V79H255V77L254 76H250V78H249ZM112 80V81H111ZM120 80V81H119ZM125 80H128V81H126L125 82ZM130 80H131V87H129L127 84L129 83V85H130ZM135 82H133V81ZM141 80V81H140ZM252 80V81H251ZM111 81V82H110ZM160 81H162V84H161V82ZM107 82V83H106ZM123 82H125V83H123ZM159 82V83H158ZM86 83V84H85ZM96 83H98V84H96ZM104 83V84H103ZM110 83V84H109ZM135 85H134V84ZM37 84V85H36ZM133 84V85H132ZM137 84V85H136ZM151 84V85H150ZM156 84V85H155ZM251 84V83H250ZM33 85V86H32ZM39 86V85H41V86H39V87H41V88H38V87H36V89L34 88L35 86ZM70 85V86H69ZM80 87H79V86ZM82 85H83V87H82ZM94 85V86H93ZM146 85V86H145ZM65 86V87H64ZM67 86H68V88H67ZM77 86V87H76ZM96 86V87H95ZM98 86V87H97ZM109 86V87H108ZM126 86V87H125ZM127 86H128V88H127ZM139 86H141L140 88H139ZM145 86V87H144ZM155 86H156V88L158 89H156L155 88ZM20 87V88H19ZM28 87V88H27ZM35 89V90H37V92H38V94H37V92L33 89V88ZM75 87H76V89H75ZM86 87H88L87 89H86ZM104 87H106V88H104ZM121 87V88H120ZM143 87V88H142ZM6 88V89H5ZM16 88L17 89H22V90H18V92H17V94L16 93H13L14 92V90H16ZM25 88H27V89H25ZM44 88V89H43ZM82 88H84L86 91H82L83 89ZM103 88V89H102ZM112 88V89H111ZM127 88V89H126ZM135 88H136V91H134L135 90ZM152 89V91H149V89ZM2 89V90H1ZM7 89L9 90V91H13L11 94H9L8 92H7ZM25 89V93L26 92H28V90H29V93L31 94V92H32V94L30 95L29 93H26L27 94V96L26 97H23L25 94H23V92H21V91H23ZM32 89V90H31ZM39 89H41V91L39 90ZM47 89V90H46ZM53 89V90H52ZM72 89V90H71ZM79 89H81V90H79ZM111 90V91H107V90ZM118 89V90H117ZM120 89V90H119ZM123 89V90H122ZM125 89V90H124ZM132 89V90H131ZM150 89V90H151ZM154 89V90H153ZM156 89V90H155ZM27 90V91H26ZM78 90V91H77ZM96 90V91H95ZM97 90H99V91H97ZM141 90H145V91H149L148 93H147V95L145 94L146 92L144 91V94H143V92L140 91ZM17 91V90H16ZM36 92V93H33V92ZM47 92L46 93V95H45V93L43 94V92ZM75 92V94H79L80 92L79 91H81V93L83 94H85L86 92L87 93H89L88 94V96H87V94L84 96V95H82V96H84V97H86L87 96V99H84V97H82L83 98V100H87L86 101V103L88 104H86L85 102H83V100L80 98L81 97V93H80V97H77V96H75V94H74V92ZM92 91V92H91ZM94 91V92H93ZM105 91V92H104ZM154 91V94L153 93H151V92H153ZM0 92V93H1ZM6 92L9 94H6ZM39 92H40V94H42V95H40L39 94ZM67 92V93H66ZM100 92H101V94H100ZM108 92V93H107ZM118 92V93H117ZM125 94H124V93ZM134 92V93H133ZM139 92V93H138ZM19 93V94H18ZM20 93H22V94H20ZM66 93V94H65ZM70 93V94H69ZM96 93H98V94H96ZM131 93H132V95H131ZM6 94V95H5ZM29 94V95H28ZM47 94H49V95H47ZM77 94V95H78ZM95 94V95H94ZM142 94V95H141ZM14 95V96H13ZM18 95H19V97H20V99L18 98ZM22 95V96H21ZM36 95H37V97H39V95H40V98H37L36 97ZM69 95V96H68ZM91 95V96H90ZM99 95V96H98ZM102 95H105V96H102ZM113 95V96H112ZM122 97H121V96ZM129 95H131V96H129ZM134 95V96H133ZM144 95H146L147 96V98H146V100H144V99H142L143 98V96ZM2 96V97H1ZM5 96V97H4ZM11 97V96H13L12 98L14 99L16 96H17V98H18V101H17V98L15 99V100H13V101H9L10 102V104L9 103H7L6 101L8 100L7 98L8 97ZM35 96V97H34ZM45 96L47 97L46 98V100H45ZM89 96H90V98H89ZM93 96V97H92ZM120 96V97H119ZM129 96V100H128V97ZM146 96H144V97H146ZM22 97V98H21ZM31 97V98H30ZM35 99V98H37V99H35V100H38V99H42L43 100V97H44V100L46 101H42V103H44V104H42L41 102V106H42V108H40V110L42 109H45V111L46 112H44V110L43 111H40L38 108H36V110L34 109L35 107H37L36 106V101L33 99V98ZM76 97V98H75ZM94 97H95V100H92V98L94 99ZM99 97H102V98H100L101 99V101L99 100ZM122 99V101L125 99V101H123L122 103H123V107H121L122 106V103H121V100L119 99ZM132 97H131V100H132ZM151 97H153V96H151ZM5 98H6V101H5ZM24 98V99H23ZM27 98H30V99H32V100H30V99H27ZM50 98V100H48ZM77 98H80L81 100H82V102L83 103H85V106L83 105V107H78V106H80V102H81V100H79V99H77ZM105 98V99H104ZM220 98H222V95L220 96ZM219 97H216V98H214L211 102L213 103V101H214V103L213 104H215V103H217L218 101H220L221 99H220ZM52 99V100H51ZM104 99V100H103ZM111 99V101H109ZM216 99H218V100H216ZM6 102H4V101ZM26 100H28V101H26ZM29 100L33 103L34 101H35V103H33V104H35L33 107H32V103L30 104V102H29ZM34 100V101H33ZM48 100V101H47ZM71 100V101H70ZM79 100V101H78ZM91 102H90V101ZM96 100H98V101H96ZM117 100H120V102L119 101H117ZM135 101V103H138L137 101H139V100H136V99H134ZM215 100H216V102H215ZM17 102V104H15L16 102ZM26 101V103H24ZM51 101V102H50ZM68 101V102H67ZM79 102V104L77 105V107L78 108H83V110L84 111H82V109L80 110H78L79 112L80 111H82V114H81V112L79 113L78 111V113L77 112H75L77 109H76V107L75 108H73V106H71L70 108H68L69 106H68V103L71 105L72 103H74V102ZM103 101V103L101 104V102ZM117 101V102H116ZM142 101V102H143ZM150 101H151V99H150ZM245 101V100H244ZM244 101L242 102V106L244 105V104H246V106L248 107V102H246L245 101V103H244ZM3 102H4V104H3ZM27 102H28V104H30V105H28L27 104ZM81 102V103H82ZM88 102H90V103H88ZM92 102H94L93 103V107H91L90 109L88 108L89 107V105L90 104H92ZM96 102V103H95ZM109 102H111L112 104H111V106L110 105H107ZM114 102H116L118 105L119 104H121V106L118 108L117 106V104L116 103H114ZM126 102V103H125ZM129 102H131V101H129ZM133 101H132V104H135ZM139 102H141V101H139ZM144 102L142 103L143 105H148L147 103L146 104H144ZM12 103V104H11ZM24 103L25 105H27V106H25V105H23L22 106V104ZM57 103V104H56ZM62 103V104H61ZM82 103V104H83ZM97 103H98V105H97ZM127 105L126 107L124 106L125 104ZM148 103H150L149 101H148ZM244 103V104H243ZM5 104H7V105H5ZM9 104V105H8ZM64 104H67V106L65 107L64 106ZM110 104V103H109ZM73 105V104H72ZM115 105H116V107H115ZM17 106V107H18ZM25 106V107H24ZM29 106V107H28ZM57 107V110H59V111H56V108H54L55 109V111H54V109L52 108V107ZM59 106V107H58ZM62 106V107H61ZM74 106H76V104H74ZM82 106V105H81ZM88 106V107H87ZM106 106H104L105 108V110H107L108 108L106 107ZM114 106V107H113ZM6 107V108H7ZM28 107V108H27ZM32 108V109H29V108ZM46 107V108H45ZM65 109H64V108ZM125 107V110L123 111V110H121L122 108H124ZM24 108H26V109H24ZM49 108H50V112H51V114L49 113ZM59 108V109H58ZM62 108V109H61ZM66 108H68V109H66ZM86 108H88L87 110H85ZM107 108V109H106ZM109 108V109H110ZM0 109V110H1ZM19 109H20V111H19ZM34 109V110H33ZM46 109H48V110H46ZM70 109H72V110H70ZM73 109H75V111H73ZM120 109V110H119ZM27 110V111H26ZM28 110H29V112H28ZM33 110V114H32V111ZM52 110H53V112H52ZM62 110V111H61ZM64 110H66L67 112H69V116L68 115H66L67 114V112H65V114L63 113V115H60L61 114V112H64ZM70 110V111H69ZM205 111H206V109H204ZM24 111H26V112H24ZM38 113V115L36 114V112ZM61 111V112H60ZM75 112V114H77L76 115V117L78 116V114L79 115H82V118H83V116L85 117L86 115V118H88V117H90L88 120L86 119V118H83V120L81 121V119L79 120L78 118H76L75 117V114H73V112ZM87 111V112H88ZM119 111H123V113L122 114H118V112ZM205 111H199V112H197V113H194L190 118H189V120L187 119V120H185V122L183 123L182 122V128L184 129V127H185V131H188V129H194L197 133H201V134H203V132H205V131H207V128H209V124H208V122L206 121V119L204 120V117H201L200 115H202V114H204V112ZM13 112V111H12ZM39 112L42 114V115H44L43 113H45V117L44 116H42L41 115V117L44 119V118H46L47 117V114H48V116L49 117H47V118H50V119H42L41 117H39L40 115H39ZM54 112H60V113H54ZM70 112H72L71 114H72V118L74 119V117H75V119H76V121H77V123L74 121V125H71V123L73 122L72 120H70L71 119V115H70ZM85 112V115H83V113ZM94 113V114H92V113ZM121 112H119V113H121ZM22 113H24V115L22 114ZM26 113H28L27 115H26ZM47 113V114H46ZM109 113V114H110ZM35 114V115H34ZM56 115L57 117H55L54 115ZM114 114V115H113ZM131 114V113H130ZM128 115V117H131V115ZM196 114V115H195ZM198 114V115H197ZM10 115H11V117L14 115V114H11L10 113ZM22 115V116H21ZM32 115H34V118H36V120L37 119H39L40 120V122H41V119L43 120L42 121V124H39L40 122H39V120H35L34 118H33V116ZM37 115V116H36ZM50 115H51V117H50ZM60 115V116H59ZM89 115V116H88ZM115 115V116H116ZM23 116H24V118H23ZM64 116V117H63ZM74 116V117H73ZM118 116H121L120 118L118 117ZM196 116H198V117H196ZM26 117H28L29 118V120H28V118H26ZM65 120V119H69L68 121L66 120V121H64L62 118ZM66 117H69V118H66ZM79 117H81V116H79ZM113 117H110L111 119L113 118ZM192 117H194V118H192ZM8 118V117H7ZM22 118V119H21ZM51 118H52V120L54 121L55 120V124L57 125V123L56 122H58L59 120H61L62 119V123H63V121H64V123H63V125L65 126H63V128H62V126L61 127H59V125H62V123L59 121V125H55L54 123H53V121H51ZM54 118V119H53ZM61 118V119H60ZM115 118V117H114ZM113 118V119H114ZM202 118V119H201ZM18 119V120H17ZM24 119V120H23ZM25 119H27V120H25ZM34 119V120H33ZM56 119H57V121H56ZM116 119V118H115ZM24 121L25 123H23L22 121ZM33 120V121H32ZM46 120V123L44 122ZM47 120L49 121V122H47ZM90 121V122H87V121ZM101 120V121H100ZM102 120H103V122H102ZM106 120V119H105ZM122 120H124V118L122 119ZM121 119L120 120H118L117 122H120V121H122ZM195 120V121H194ZM21 121V122H20ZM72 121V122H71ZM80 121V122H79ZM86 121V122H85ZM189 121V122H188ZM192 121V122H191ZM194 121V122H193ZM198 121V122H197ZM200 121V122H199ZM30 122V123H29ZM44 122V123H43ZM70 122V124L69 125H67L68 123ZM80 124H79V123ZM114 122H116L115 120H114ZM195 122H197L196 124H194ZM201 122H204L203 124L201 123ZM257 122H259V121H257ZM257 122H254L252 125H254L253 126V128H251L250 130H249V132H247L246 134H244L245 136V140L248 142L249 141V145L246 143V144H242V145H240V144H236L235 145V143L234 142H236L235 141V139H234V141H232L233 140V138L234 137H231V139L229 138L227 141H226V143H227V145L225 144V143H223L224 144V146L226 147V148H224V146H222L221 144H218V143H214V144H212L213 143V141H210V142H208V143H206L207 145H205V148H207V152L208 153H211V154H206V151H205V153H204V159H203V157H202V151L201 152H198V151H196V155H197V152H198V156L200 155L201 156V158L203 159V161L204 162H206L204 165H203V168H205L204 170H205V172H206V174L204 173V175L206 176H204V175H201L200 176V178H198L197 179V181L195 180H193V179H185V182L183 183V182H181L180 184H178L177 185V188L176 187H174L175 189H176V191H175V189L173 190L174 191V193H176V198H177V200H178V198H179V201H177L178 203H179V205L180 206H183V203H184V205H186L185 204V194L183 195V193L185 192V190H183V188H185V186L187 187V184H189L190 182H193V183H191V184H189V186L187 187L189 190H187L186 192H188V191H190V188L192 189L191 191L193 192V190H198L197 192H200V190L199 189H201V192H202V194H204V195H206L205 197H207V199H209L208 197H210V193L211 192H214L212 195L214 196V194H215V196H217V198L214 196V198L213 197H210V200L213 202H211L213 205H215V206H213V208L215 209V208H217V207H219V208H221L222 207V210L221 211H223L224 212V214H222V213H220L221 211H219L218 209H217V215H218V217L220 218V220L222 219L223 221H224V218H225V220L226 219H228V218H230V219H232L233 220V218H234V215H235V218H234V221H238L237 222V224H239L240 222V226H242V228H243V225H245V224H247L248 223V221L254 216V218H255V214L256 213H261V211H263L262 212V214L264 215V209L263 210H261L262 208H264V206H263V203L262 202H264V191L262 190H258V187H259V185H257V183L255 184V186L252 188V189H249V186H251L250 185V183L251 184H253V182H255L256 181V176H257V178H262V177H264L263 175H264V173L262 174V172L260 173V174H258L259 172H260V170L262 171V169L264 168V123H263V121H261V123H257ZM38 123V124H37ZM50 125H49V124ZM86 123V124H85ZM90 123V124H89ZM91 123H93L92 125H91ZM121 123V122H120ZM187 123V124H186ZM207 123V124H206ZM258 124V126H257V124ZM3 124V125H2ZM9 124V125H8ZM28 124V125H27ZM47 125L46 127L45 126H42V125ZM117 124V123H116ZM119 124V123H118ZM186 124V125H185ZM189 124V125H188ZM191 124V125H190ZM194 124V125H193ZM25 125H26V127H25ZM55 125V127H57V128H55V127H53ZM87 127L88 125H90L89 127H85V126ZM196 125V126H195ZM3 126V127H2ZM35 126H39V129H38V127L34 130V127ZM49 126V128H47ZM69 126V127H68ZM77 126V127H76ZM100 126V127H99ZM189 126V128H187ZM192 128H191V127ZM198 126V127H197ZM201 126V127H200ZM260 126H261V129H260ZM18 127H24V128H18ZM46 128L45 130H49V129H52V131L51 130H49V131H46L47 132V135H45L46 136V138L45 137H43V134L42 133H45V132H42V131H45L44 129L42 130L41 128ZM51 127V128H50ZM54 129H53V128ZM59 127V128H58ZM68 127V128H67ZM73 127H75V128H73ZM96 127V128H97ZM206 127V128H205ZM8 128V129H7ZM17 128V129H16ZM60 128H62V130L60 129ZM64 128H65V130L66 131H64ZM72 128L74 129V130H72ZM89 128V129H88ZM97 128V129H98ZM202 129L201 130V132L199 131L198 132V129ZM211 128V127H210ZM5 129L6 130V132H5V130L3 131V130ZM14 129V130H13ZM19 129V131H17ZM24 129H26V130H24ZM31 130V131H29V130ZM55 129H59V130H55ZM85 129H87V130H85ZM91 129V130H90ZM97 129H95L94 128V130L96 131ZM206 129V130H205ZM9 130V131H8ZM11 130V131H10ZM24 130V131H23ZM40 132H38V131ZM78 130H79V127H78ZM78 130H76L77 131V133H79L80 132V130H79V132H78ZM259 130L261 131V132H259ZM15 131H17L16 133H14ZM21 131H22V133H21ZM57 131H59L58 133H59V135L61 136L60 138H62V139H57V137H59V135H58V133H57ZM64 131V132H63ZM76 131H74V133H76ZM88 131V132H87ZM251 131H254V134H253V132L251 133ZM12 132V133H11ZM25 134H24V133ZM28 132V133H27ZM30 132H32L31 134H30ZM36 132V133H35ZM39 134H38V133ZM51 134H49V133ZM53 132V133H52ZM55 132L57 133V136H54L56 139L54 140V137L52 136L53 134L54 135H56L55 134ZM63 132V133H62ZM89 133V134H87V133ZM255 132H256V134H255ZM3 133H5V134H3ZM63 135H62V134ZM73 133V136L75 137V136H78V138H80V135L82 134H80V135H78V134H74ZM86 133V134H85ZM252 134V135H247V134ZM258 133V134H257ZM260 133V134H259ZM263 133V134H262ZM23 134V136H21ZM33 134V135H32ZM38 134V137L36 136ZM42 134V135H41ZM48 134H49V136H48ZM262 134V135H261ZM31 135V136H30ZM39 135H41L40 137H39ZM82 135V136H83ZM259 135V136H258ZM29 136V137H28ZM48 136V137H47ZM68 135H66L65 137H67ZM81 136V137H82ZM261 136H262V138H261ZM20 137H21V139L22 140H20ZM34 137V138H33ZM52 137V138H51ZM249 139H248V138ZM256 137V138H255ZM259 137H260V139H259ZM11 138H12V142H10L11 141ZM16 138V139H15ZM36 138V139H35ZM39 138H42V139H39ZM2 139H4L3 141L5 142V144L3 143V141H2ZM7 139V140H6ZM27 139H29L28 141H27ZM39 139V140H38ZM252 141H251V140ZM257 139V140H256ZM6 140V141H5ZM15 140V141H14ZM17 140V141H16ZM40 140H42V141H40ZM36 141V142H35ZM56 141V142H57ZM108 141H110V142H112L111 143V145H108V146H106V143H109ZM108 141H104V143H103V141H102V143H100L101 144V148L103 149L102 151H104V156L105 157H107V156H109L110 155V153L109 152H107V150L109 151V149H110V152L112 153L113 152V156L112 155H110V158L112 159V157L114 158V152L117 150L118 151V148L116 149L115 147H117V143L115 142V141H113V139L111 138L110 140L108 139ZM157 141V142H156ZM230 141V142H229ZM37 143V142H39V143H37V144H35V143ZM47 142V143H46ZM55 142V143H56ZM212 142V143H211ZM232 142V143H231ZM254 142H256V143H254ZM22 143V144H23ZM54 143V142H53ZM115 143V144H114ZM149 145H148V144ZM147 143L146 142H144L143 144V146H145L146 147V144H147V148H145V147H143L144 148V151H146V153H144V155H143V152L144 151H142L143 149H142V146H141V152L142 153H140L139 155L141 156V158L139 159V158H137L138 160H140L141 161V163H142V165H143V168H145V170H144V172L145 171H149V173H147V174H149V176H152V174H153V170H150V169H152V168H149L148 170L146 169V168H148V167H150V164H151V167L153 166L154 167V165H155V161H156V158H157V160L159 159L158 158V156L157 155H159V154H161L162 153V151H163V146H164V142H160V140H154V143L152 142V143H149L148 141H147ZM160 143V144H159ZM210 143L213 145H210ZM231 143V144H230ZM259 143V144H258ZM263 143V144H262ZM11 144H9V146H11ZM17 144H16V146H11V148L13 147V149H11V151L12 152H14L15 151V147L17 148L18 146V149L20 150H23V148H27V149H25L24 150V152H26L27 153V150L28 149H30V146L28 147L27 145H24L25 147H20L22 144H20V145H18L17 146ZM42 145L41 147H38L37 149L39 150V151H41L42 152V150H44L43 151V153H44V155L41 153V152H39V151H36L37 149H35V151H36V157H39V155L41 156V154H42V156L41 157H43V159L47 156V158L48 159H52V155H54L53 153H51L50 154V152H57L56 150L58 149V150H60V146L58 147L57 146V144H55L57 147L56 148H54V150L55 151H52L53 149H51V147L50 146H47L46 148H47V150H46V148L45 149H43L44 147H45V145ZM103 144V145H102ZM110 144V143H109ZM150 144H152L151 146H150ZM154 144H159V145H154ZM218 146H217V145ZM229 144H230V146L231 147H229ZM232 144H234V145H232ZM22 145V146H23ZM54 145V144H53ZM54 145V146H55ZM112 145L114 146V147H112ZM155 146V148H156V146L158 147V148H151V147H154ZM163 145V146H162ZM208 145H209V147H211V148H213V150H211L210 148H208ZM220 145L223 147H220ZM242 146V147H240V146ZM245 146V148H248V146L249 147H252L251 149H245V148H243L244 146ZM247 145V146H246ZM252 145V146H251ZM7 146H5V148L3 147V146H1L2 148H4V149H0L1 151H0V159H2V161L0 162V174H1V176H3V178L0 176V187L1 186H3L4 184V182L3 181H5V179H4V176H6L7 178L9 177V178H14V180L16 179V177H17V180H15V181H13V180H11V179H8V181L6 180V182H8V184L10 183V180L12 181L10 184H14V185H18V186H16V187H18L19 188V186H20V188H21V185H22V187L24 186V184L28 181H32V180H35L34 178H33V176L35 175L33 172H31L32 170V168L31 167H29L28 168V164H30V162H31V164H30V166L31 165H33V167H34V165H36V161H37V159H39V158H37V159H31L30 157H35L33 154H35V151H34V149H33V147H31L32 149L29 151L28 150V153H29V155L28 154H26V153H22L23 151H20L21 153H19V150L18 149H16L17 150V152L16 153H18V155L22 158L23 157V155H25L22 159L24 160V159H26V160H24V162H26V164H24V163H22V159L21 158H19L18 157V155L16 156L14 153V157H13V154H11L12 152L10 151V149L7 147ZM44 146V147H43ZM52 146V145H51ZM100 146V145H99ZM107 147L108 149H106V148H104V147ZM150 147V149L153 151H149V147ZM233 146H234V148H233ZM237 146V147H236ZM262 146V147H261ZM49 147V148H48ZM119 147V146H118ZM218 147V149H215V148H217ZM239 147V148H238ZM7 148L9 149V150H7ZM52 148H53V146H52ZM111 148H113L114 150L112 151L111 150ZM120 148V147H119ZM159 148H162L161 150V152L159 151L160 149ZM220 148V149H219ZM231 148V149H230ZM233 148V149H232ZM236 148V149H235ZM50 149V150H49ZM105 149V150H104ZM121 150L123 149L125 152H128L129 153V151L127 150H125L124 149V147L122 148H120ZM221 149H227L228 151L230 150V151H234V150H236V151H234V153L233 152H223L224 150H222V151H220ZM122 150V151H123ZM157 150L160 152H157ZM206 150V149H205ZM211 150V152H209ZM218 150L221 152V154L224 156H222V155H220V152H218ZM239 152H238V151ZM5 151V152H4ZM31 151H33L34 153L32 154V152ZM50 155V158L48 157L49 155L47 154L46 156H45V154H46V152ZM120 152V150L118 151L119 153H122V154H124L123 152ZM156 151V152H155ZM215 151V155H216V158H215V155L213 154V157H214V160L212 159H209V157L210 158H213L212 157V153ZM261 151V152H260ZM105 152H107V153H105ZM118 152H116V153H118ZM150 152V153H149ZM154 152H155V154H154ZM217 152L219 153V155L220 156H218L217 157ZM223 152V153H222ZM237 152V153H236ZM241 152V153H240ZM2 153V154H1ZM10 153V154H9ZM83 152H81V154H79V156L78 157H80V156H82L83 154H82ZM152 153V154H151ZM225 153V154H224ZM243 153V154H242ZM21 154H23V155H21ZM56 154V153H55ZM105 154H108V155H105ZM131 154V153H130ZM129 154V155H130ZM192 154H195V151L192 153ZM191 154V155H192ZM227 154V155H226ZM231 154V155H230ZM238 154V156H240V157H238V156H236ZM26 155H28V156H26ZM126 155H127V153H126ZM150 155V156H149ZM154 155V157H152ZM195 155V156H196ZM208 157H207V156ZM9 156V157H8ZM84 156V159L81 157V158H79V159H81V160H83V164H82V162H81V160H79L78 159V161H76L77 159H72V162L73 163H75V161H76V163H75V166L77 165H79V166H81L80 167V169H83L84 167L85 168H87V166H89V164L90 163H88L89 162V160L91 159V163L93 164L94 163V160H95V158L93 157H91V156H89V158L88 157H85L86 155H83ZM118 156H119V154H118ZM149 156V157H148ZM161 156V155H160ZM194 156V158H192V159H194V161L196 162V160L198 159V156H197V158ZM200 156H199V159H200ZM223 157V162L221 161V159H222V157ZM230 156H232V157H230ZM252 156V157H251ZM255 158H254V157ZM15 157H17L18 159L16 160V158ZM26 157V158H25ZM31 159V161L28 159ZM32 157V158H33ZM130 157H131V163H129V165L130 166H133L134 164H136L137 163V159H135V156H134V158H133V155L131 154L130 155ZM144 157V158H143ZM145 157H147V158H145ZM151 157V158H150ZM191 157H193V156H191ZM207 157V158H206ZM8 158H15V160L13 159V161L10 159V160H8L7 161V159ZM47 158H45L44 160H48ZM88 158L89 160H86V159ZM107 158H109V157H107ZM106 158V159H107ZM152 160H150V159ZM154 158V159H153ZM195 158H196V160H195ZM233 158H235V159H233ZM3 159H5V160H3ZM21 161H20V160ZM50 159V160H51ZM94 159V160H93ZM114 159H116V160H114ZM114 159H112L115 163H121V161L119 160V162H117V160L119 159L118 157H116V158H114ZM132 159H134V160H132ZM146 160L147 162H148V164L149 165H146V161H145V164H144V160ZM199 159H198V162H199ZM207 159V161H205ZM211 160V161H209V160ZM218 159H220V161L218 160ZM234 160L235 162L237 161V160H239L238 162H236V163H233L234 161H231V160ZM237 159V160H236ZM252 159H253V161H252ZM261 159V160H260ZM29 160V161H28ZM34 160V161H33ZM55 160L56 159H54L53 160V164L55 165V163H56V165H58V166H56L55 165V168H57V170H59V171H57L56 169H54V170H56L57 172H61V170H64V169H66L67 168V166H69L70 167V169L73 171V173H75V176H77L78 174V168H79V166H78V168H76L75 166H74V164L73 163H71V159L70 160H67V162H66V160H59V159H57L56 160V162H55ZM87 161V163L85 162V161ZM93 160V161H92ZM149 160V161H148ZM225 160V161H224ZM227 160V161H226ZM242 162H241V161ZM246 160V161H245ZM5 161V162H4ZM13 162V164H11L10 162ZM16 161H18V166L15 164V162ZM20 161V162H19ZM33 161V162H32ZM60 163H59V162ZM62 161H63V163H62ZM65 161V162H64ZM68 161L71 163H68ZM135 162L136 161V163H134V164H132V162ZM214 161V162H213ZM230 161V163H233V164H231L230 166H231V168H230V166H229V164H228V162ZM263 161V162H262ZM57 162H58V164H57ZM79 162H81V164L79 163ZM150 162H154V164L152 165V163H150ZM200 162H202V160L200 159ZM203 162V163H204ZM208 162V163H207ZM210 162V163H209ZM211 162H212V164H211ZM216 162V163H215ZM222 162V163H221ZM224 162H225V164H224ZM241 162V163H240ZM2 163H3V165L5 166V167H3V165H2ZM5 163V164H4ZM7 163H8V165L9 166H14V165H16V166H14V167H16V168H14V172H13V168L11 169V167L10 168H8L7 166ZM17 163V162H16ZM65 163V164H64ZM66 163H68V164H66ZM95 163H96V160H95ZM213 163L216 165V168L214 169V167H215V165H213ZM218 163H219V165H218ZM227 163V164H226ZM237 163L239 164V165H237ZM20 164H22V165H24V166H20ZM87 164V165H86ZM225 166H224V165ZM236 164V165H235ZM243 164V165H242ZM246 164V165H245ZM248 164V165H247ZM260 164V165H259ZM263 164V165H262ZM66 165V166H65ZM210 166V167H212V169L209 167V169H208V167H204V166ZM237 166L236 168H238V169H236V168H233L234 166ZM242 165V166H241ZM26 166V167H25ZM61 166V167H60ZM91 166H93V165H91ZM145 166V167H144ZM147 166V167H146ZM221 168H220V167ZM233 166V167H232ZM18 167H20V168H18ZM72 167V168H71ZM224 168V170H223V168ZM258 167V168H257ZM23 168V169H22ZM30 169L29 171H30V173L28 172L27 173V171L26 170H28V169ZM60 168V169H59ZM89 168V170H88V175L90 176V177H92V178H89L90 180L92 179V180H94L93 178L96 176V174L95 175H93V173L94 172H92V167L90 168V166L88 167ZM218 168V169H217ZM222 170H220V169ZM230 169V170H228V169ZM257 170H256V169ZM6 169V170H5ZM7 169H11V170H8L7 171ZM19 169V170H18ZM33 169H35V167L33 168ZM69 168H67V170L70 172L71 170H70ZM77 169V171H74V170H76ZM207 169L209 170V172L207 171ZM225 169H227V170H225ZM233 169H234V171L236 172L237 171V173H239L240 172V170H241V174L239 173V174H237V173H235L234 171H233ZM240 169V170H239ZM19 172V171H23L24 170V172L23 173H25V175L22 173V171L20 172V173H22L23 175L21 176L19 173L17 174V172ZM67 170H64L65 172H66V178L68 179L67 181H69V182H67V183H70V180L71 179H75V176H74V174L72 173V171L70 172L71 174H69V172L67 171ZM86 171L87 169H83V171ZM211 170H213L212 171V174H211ZM215 170V171H214ZM239 170V171H238ZM264 170V169H263ZM3 171H5V173L3 172ZM10 171H11V173H10ZM26 171V172H25ZM80 171H82V170H80ZM150 171H151V173H150ZM221 172V173H219L218 174V172ZM225 171V172H224ZM228 171H230L231 172V175L228 173ZM233 171V172H232ZM13 172V173H12ZM15 172H16V174L17 175H20L19 176V178H18V176L15 174ZM63 172V171H62ZM89 172L91 173L92 172V174L90 175L89 174ZM216 172V173H215ZM244 173V175H242L243 173ZM253 172V173H252ZM256 172V173H255ZM264 172V171H263ZM11 174V176H9V174ZM146 173H144L145 175V177H147L148 175H146ZM215 173V174H214ZM246 173V174H245ZM3 174V175H2ZM7 174V175H6ZM12 174L14 175V177L12 176ZM29 174V175H28ZM32 174V175H31ZM151 174V175H150ZM210 176H212V177H209V175ZM228 175V177H230V178H228L227 176H223V175ZM236 174V175H235ZM248 174H253L251 177H252V179H253V182H252V179H251V177L248 175ZM256 174V175H255ZM258 174V175H257ZM16 175V176H15ZM67 175H69L68 177H70V176H74V178H73V176L72 177H70V178H68L67 177ZM216 175V180H214V176ZM235 175V176H234ZM241 177V179H240V177ZM31 176V177H30ZM36 176V175H35ZM34 176V177H35ZM88 176V177H89ZM147 177L146 179H145V177H144V182H143V184H144V187H146L145 188V190H144V195H143V197L146 199V202H145V199H142V200H140L141 201V206H145V207H143V208H141L140 207V209H139V212H140V210H142L141 211V213H139L138 212V214H143L142 216H144L145 218H147V220H146V222L145 223H143L144 225H146V223L148 222V220H151V218H153L150 222H148L149 223V225L151 226H148V227H150V229L148 228V227H146V229H145V227H144V225H143V227H144V229H142V230H144V232H143V235L147 238V240H146V238L143 236V238H144V240H145V244H146V246H147V244L150 242V240H148L149 239V237H150V239L152 238V242L151 243H153V245L151 246V248L152 249H150V248H147V247H149V244H148V246L146 247V251H144L145 253V256H146V258L150 255V254H153V256L152 255H150L149 256V258L152 256L153 258H155V257H157V255L159 254V256L157 257V258H155L156 260L159 258L160 259V264H163V262H164V264H168V261H170V263L169 264H172V258L174 259L175 258V256H176V260H177V257H178V261L177 262H175L174 263V261H176V260H173V263L174 264H182V263H180L181 262V260L182 259H184L183 261H189L195 254L194 253H196V250L194 249V247L193 246H191L192 248L190 249V246H189V244L188 243H186V239H184V237H179L178 239L181 241V243H180V245L181 246H184V248L182 247V248H180L179 246V248L177 247V250H175V248L176 247H174V248H171V251L169 250V252H168V250H164L163 249V244H162V242H163V240H162V237H163V235H164V233L163 232H165L163 229H166V227H162L163 226V223L164 224H171L172 222H174L173 221V216H172V214H173V212L171 211L172 210V208H171V204H169L168 205V203H170V200H167L168 198H167V194L164 192L165 190H161L162 188H161V186H160V188H159V185H154V183L156 182V180L155 181H153V185H152V178H154V177ZM208 176V177H207ZM218 176H220V177H218ZM221 176H223L222 178H221ZM233 176V177H232ZM20 177H21V179H20ZM24 177V178H23ZM29 177H30V180H29ZM176 177H178V176H176ZM244 177H248L247 179L246 178H244ZM250 177V178H249ZM6 178V179H7ZM28 180H27V179ZM36 178V177H35ZM96 178V177H95ZM149 178H151V179H149ZM179 179L180 178H182V177H178ZM178 178H176V180L178 179ZM204 178V179H203ZM205 178H207V179H205ZM208 178H210V180L212 181H209V179ZM236 178V179H235ZM26 181H25V180ZM88 179V180H89ZM155 179V178H154ZM205 181V180H207L206 182H205V184L203 183V180ZM217 179H219V180H217ZM221 179V180H220ZM229 180V182H227L228 180ZM238 179V180H237ZM24 180V181H23ZM92 180H91V182H92ZM146 180V181H145ZM151 180V181H150ZM187 180V181H186ZM188 180H189V183H188ZM222 180H224V181H222ZM234 180V181H233ZM249 182V184H248V182ZM1 181H2V185H1ZM182 181H184V179L182 180ZM217 183H216V182ZM222 181V182H221ZM226 181V182H225ZM231 181V182H230ZM236 181L238 182V185L240 184V187L237 185V183H236ZM17 182L19 183L20 182V185L19 184H17ZM22 182V183H21ZM27 182V183H28ZM90 182V181H89ZM90 182V183H91ZM208 182H211L212 184L213 183H215V184H217V185H211L210 183H208ZM246 182V183H245ZM26 183V184H27ZM147 183H149V184H147ZM156 183H158V182H156ZM185 183H187L186 185H184ZM199 184V186H203L202 188H200L199 186H198V188H195L197 185ZM219 183V184H218ZM232 183V184H231ZM242 183H243V185H242ZM245 183V184H244ZM6 184V183H5ZM194 184V186H192L191 187V185H193ZM201 184H204V185H206L207 184V186L206 187H204V185H201ZM208 184L210 185V186H208ZM227 184H229V185H227ZM246 184L247 185H249L248 187L246 186ZM147 185V186H146ZM180 185H183L182 187L180 186ZM219 185V186H218ZM221 185H223V186H221ZM224 185H226L225 186V188H224ZM232 185V186H231ZM236 185V187L238 186V188L236 189V192H237V190H239L237 193L234 191L235 190V188H234V186ZM257 185V186H256ZM26 186V185H25ZM150 186V187H149ZM153 186H155L154 188L156 189H154V188H152ZM156 186H158V187H156ZM175 186V185H174ZM213 186H216V188H219L220 186V188L222 189H220L219 188V191L217 192V190L215 189V187H213ZM218 186V187H217ZM229 186H231V188H229ZM242 186H244L243 188H241ZM78 186H76V188H75V186H74V188H72V190H73V192L75 193V189H77V191H79L80 190V188H81V186H79L78 188H79V190H78V188H77ZM148 187V188H147ZM179 187H180V189H179ZM190 187V188H189ZM208 187V188H207ZM227 187H228V189L229 190H227ZM234 189H233V188ZM257 187V188H256ZM263 187H264V185H263ZM204 188H206V190L204 189ZM210 188V189H209ZM246 188H248V190H249V192H248V190L246 189ZM208 189V190H207ZM212 189H213V191H212ZM223 189H225V190H227V191H229L228 192V194H229V196H227V194H226V196H224L223 194ZM230 189H233V192H235V193H233L232 191H230ZM255 189H257V190H255ZM149 190H151V192L149 191ZM159 190H161L159 193H160V196H161V199L162 200H160V197H159V193H158V191ZM179 190H182V192L180 191L179 192ZM210 190V191H209ZM215 190V191H214ZM241 190H244L243 192H245L246 193V195H245V193H243ZM247 192H246V191ZM251 190V191H250ZM153 191V192H152ZM156 191V192H155ZM206 191V192H205ZM240 191L242 192V194H244V197H243V195L240 193ZM259 191V192H258ZM148 192V193H147ZM155 192V193H154ZM163 192V193H162ZM178 192V193H177ZM185 192V193H186ZM192 192H189V193H192ZM204 192V193H203ZM209 192V193H208ZM216 192L217 193H219V197H218V195L216 194ZM230 192L232 193V195L230 194ZM253 192H258V194L260 195V194H262V196L260 197V196H258V197H256L258 194H254ZM76 193H78V192H76ZM146 193H147V195L148 194H150V195H148L149 196V198H148V196L146 195ZM179 193H182V195L180 194L179 195ZM206 193H208V194H206ZM225 193H226V191H225ZM248 193V194H247ZM155 194V195H154ZM178 194V195H177ZM201 194V193H200ZM233 194H235V195H233ZM240 194V195H239ZM254 195V197H255V199L253 198L252 200H251V202H250V199L252 198V196ZM156 195H158V197L156 196ZM208 195V196H207ZM211 195V196H212ZM220 195H223L224 196V198H223V196H220ZM236 195H237V197H238V195H239V197L241 198V200H240V198H238L237 200H236ZM249 195V198L250 199H248V196ZM256 195V196H255ZM146 196H147V198H148V200H150V201H148L147 200V198H146ZM150 196H152V197H150ZM162 196H164L165 198H163ZM183 198H182V197ZM233 196H234V198H233ZM104 196H102L101 197V200H99L100 202H105V200H104V198H103ZM142 197V198H143ZM155 197V198H154ZM223 198V200H221V198ZM247 197V199L249 200H247V199H245ZM102 198H103V200H102ZM151 198L152 199H155V200H157V201H151ZM159 200H158V199ZM167 198V199H166ZM181 198L182 199H184V200H182V202L180 201L181 200ZM213 198V199H212ZM220 198V199H219ZM246 200V202H249V204H247V203H245V200ZM263 198V199H262ZM141 199V198H140ZM164 199V200H163ZM217 199L218 200H221L220 201V203H222V204H220V203H218L219 201H217ZM235 199V200H234ZM257 199H259L258 201H257ZM260 199H261V201H260ZM169 201L168 203H167V201ZM226 200H227V202H226ZM230 200V201H229ZM232 200H234V201H237V203L236 202H232ZM243 200V202L242 203H240L241 201ZM161 201V202H160ZM163 201V202H162ZM215 201V202H214ZM225 201V202H224ZM254 201V202H253ZM260 201V202H259ZM142 202H143V204H142ZM152 202H154V203H152ZM160 202V203H159ZM167 203V205H168V207L171 209H169V208H167V207H162V206H167L165 203ZM217 202V203H216ZM228 202H230V203H228ZM255 202H259L258 204L257 203H255ZM57 203V204H56ZM56 203H53L54 204V206H52V208L49 206V205H46L45 207V209L43 210L44 212H43V215L42 216H44L45 214H46V212L48 213V212H53L54 210H56V209H54V208H56V206L58 205V204H60V203H58V202H56ZM144 203H146V204H144ZM159 203V204H158ZM162 203V204H161ZM215 203V204H214ZM239 203H240V205L241 206H239ZM245 203V204H244ZM251 203H255L253 206H252V204ZM261 203H262V205H261ZM52 204V205H53ZM98 204H102V203H99L98 202ZM98 204L96 205V206H98ZM151 204V205H150ZM216 204H218V205H216ZM220 204V205H219ZM225 204H230L231 205V207H228V205H225ZM236 204H238L237 206H236ZM247 204V205H246ZM56 205V206H55ZM148 205V206H147ZM155 205V206H154ZM229 205V206H230ZM234 205V206H233ZM245 207H244V206ZM252 207H251V206ZM260 205H261V207H260ZM95 205L93 206V208L95 209V210H97L100 206H102V205H99L98 206V208L96 207ZM152 206V207H151ZM236 206V207H235ZM243 206V207H242ZM249 206V209L250 210H248V207ZM255 206V207H254ZM261 208H259V207ZM263 206V207H262ZM150 209H149V208ZM158 207V209H156ZM183 207H185V206H183ZM224 207V208H223ZM226 207H227V209H226ZM233 207H234V209L237 211H233ZM241 207V208H240ZM253 209H251V208ZM50 209V211H49V209ZM91 209L92 210V212H91V210H89L90 212H91V214H89L90 212H88V214L89 215H93L94 216V209ZM230 210H229V209ZM232 208V209H231ZM238 208V209H237ZM244 208V209H243ZM255 208V209H254ZM257 208L258 209H260V210H257ZM47 209V210H46ZM102 209V210H101ZM99 208L98 209V211L97 212H99L100 210V212H102V214L104 215V213H103V206H102V208ZM144 209V210H143ZM152 209H154V212H153V210ZM156 209V210H155ZM227 210V212L225 211V210ZM239 209H241V210H239ZM242 209H243V211H242ZM53 210V211H52ZM94 210V211H93ZM231 210H232V212H231ZM239 210V211H238ZM144 211H146L145 212V214L146 215H144ZM167 211H168V213H167ZM171 211V212H170ZM183 211L185 212V214H188V212L186 211V210H184V208H183ZM244 213H242V212ZM244 211H246V212H244ZM247 211H248V213L249 214H254V212L255 211H258V212H256L254 215H252V217H249L248 215H246L245 213H247ZM253 211V213H251V212ZM260 211V212H259ZM54 212H56V211H54ZM155 212H156V215H155ZM215 212H216V210H215ZM45 213V214H44ZM67 213V212H66ZM95 213H96V211H95ZM154 213V214H153ZM219 213H220V216H219ZM242 213V216L240 215ZM88 214H87V212H86V215H87V217H88ZM97 214V213H96ZM101 213H99L98 215H100ZM135 214H137V213H135ZM153 214V215H152ZM159 214V215H158ZM167 214V215H166ZM170 214V215H169ZM222 214V215H221ZM226 214V215H225ZM230 214V215H229ZM258 214H256V217L258 218H255V220H254V218H253V222H252V219L250 220L251 222L250 223H248L246 226H244V228L246 229V230H250V231H253L252 233H254L255 234V236H257V234L262 238V240L264 239V233H263V231H264V229H263V227H264V225H263V223H264V217L262 216V214H260V216H261V218L263 219H261L260 218V216L258 215ZM68 215H72V213L71 212H69L68 213ZM68 215H66V217L68 216ZM74 215V216H73ZM72 216V218L70 219L71 220V222L69 221V216L67 217V221H69V226H71V227H69V226H67L66 228L65 227H63L62 229L61 228H59V229H57L55 232V234H54V236H53V234H50L49 233V235H50V237L51 238H48L49 237V235H48V232H47V229H48V226L50 225V223H53V222H51V221H54V219H56L57 217H59V216H56L55 218H54V216L55 215H53V220L51 219L50 220V223L49 222H43L44 223V225H47V227H46V233H47V235H48V237H47V235L45 234V227H43V225H41L40 224V220L38 221V219L37 220H35V218L33 219H31V221H30V219L28 220V222L30 221L31 223L32 222H34L33 224H31V223H28L26 220V222L27 223H25L26 225L28 224V225H30V227L32 226H34L33 228L35 229L36 228V230H31V228L30 227H28V225L26 226V228L28 227V231H29V233H27V230L24 228V230H23V226L25 225H22L23 223H22V221H20V222H17V221H9V222H11L12 224H13V226H14V224H15V227H13L12 226V224H11V229L12 230H10L9 228H10V226L8 225V227L6 226L7 224H10L9 222L5 225V223L6 222H3V225H5L6 226V230H9L8 231V234L7 233H1V237H0V242L2 243V245H3V247H0V250H1V252L0 253H2L3 252V249L6 247V249H4L5 251L4 252H6V253H8V250H9V252L10 253H8V254H10V255H14L15 253H23V257L25 256V255H27V256H25L24 258H22V259H24L25 260V258H27L28 259V261H26V263H21V264H33V262H34V264L36 263H38V262H41L42 261V259H43V262H45L46 261V259L47 258H49V257H51L49 260H51L52 261V258L53 257H56L55 256V254L53 255V253H55L56 251H57V249L56 248H59L58 246H61V245H66V248H67V246H69V239H71L70 237H72L73 238V236H77V235H79L81 232V234L79 235V237L80 236H82L83 235V230L80 228V226H82L81 225V220L77 217L76 218V214H73ZM103 215H101V216H103ZM148 215H150L151 216V218L148 216ZM233 215V216H232ZM241 216V217H247L248 216V218H246L247 219V221L245 222V218H244V221H242L241 219H243V218H239L238 217V219L236 218L237 216ZM153 216H155V219H154V217ZM158 216V217H157ZM164 216H165V218H164ZM169 216V217H168ZM172 216V217H171ZM222 216V217H221ZM95 217V216H94ZM94 217H92L93 218V220H92V222H93V225L94 224H96V223H98V224H96L95 226H96V229H95V226H93L92 225V231H94V232H97L98 230H100L101 231V226H102V222L100 223V221H102V220H100L99 218H98V216L96 215V219L94 218ZM157 217V218H156ZM170 217H171V219H170ZM228 217V218H227ZM233 217V218H232ZM76 220H75V219ZM260 218V219H259ZM61 219H63L61 216L58 218V221L59 220H61ZM77 219H79V220H77ZM168 219V220H167ZM170 219V220H169ZM98 220H100L99 222H98ZM165 220H166V223H165ZM221 220V221H222ZM239 220H240V222H239ZM263 222H262V221ZM38 221V222H37ZM57 221V222H58ZM81 221V222H80ZM163 221V222H162ZM258 221V222H257ZM262 223H261V222ZM15 222V223H14ZM54 222H56V221H54ZM56 222V223H57ZM77 222H79L78 223V225H76V223ZM162 222V223H161ZM243 222H244V224H243ZM19 223H21V226L20 225H17V224ZM40 225H39V224ZM46 223V224H45ZM47 223H49V225L47 224ZM60 223L61 222H59L58 223V225H60ZM71 223V224H70ZM74 223H75V226H77V227H74ZM158 223V224H157ZM254 224V227H253V224ZM258 223H259V225H262V226H260V227H262V228H260L259 226H258ZM157 224V225H156ZM162 224V225H161ZM2 225V228L3 229H0L1 230V232H2V230H3V232H7V231H4L5 229H4V226ZM36 225V226H35ZM37 225H38V228H39V231H41V229H42V227H43V230L41 231V233H43L44 234V236H42L41 235V233H38L39 231H38V229H37ZM73 225V226H72ZM80 225V226H79ZM99 225V226H98ZM101 225V226H100ZM148 225V224H147ZM159 225V226H158ZM161 225V226H160ZM172 225H173V223H172ZM255 225H257V226H255ZM40 226V227H39ZM154 226V227H153ZM248 226H249V228H248ZM17 227V228H16ZM72 227H74L75 228V230H76V232L75 231H73L74 230V228H73V230L71 229ZM97 227H99V228H101V229H98ZM8 228V229H7ZM14 228H16V229H19V231L18 230H16L15 229V231L13 230ZM32 228V229H33ZM41 228V229H40ZM55 228V227H54ZM78 228H80V229H77ZM148 228V229H147ZM153 228H155V229H153ZM156 228H159V229H157L158 230V232H156V233H154V231H157L156 230ZM22 229V230H21ZM67 229H71L72 230V232H70L71 230H67ZM94 229V230H93ZM256 229V230H255ZM21 230V231H20ZM38 231V232H32L31 233V231ZM59 230V231H58ZM90 230V231H91ZM145 230L147 231V232H145ZM149 230V231H148ZM150 230H152V232H150ZM161 230V231H160ZM163 230V231H162ZM258 230V231H257ZM262 230V231H261ZM18 231V232H17ZM26 231V232H25ZM62 231V232H61ZM68 231V233H66ZM81 231V232H80ZM100 231H98V232H100ZM163 233L162 234V236H161V233ZM209 231H210V229H209ZM11 232V233H10ZM13 232H15L16 234H17V236H15L16 234L15 233H13ZM20 232V233H19ZM23 234H22V233ZM25 232V233H24ZM60 234H59V233ZM73 232L75 233V234H77V235H75V234H73ZM78 232V233H77ZM98 232H97V234H98ZM153 233L152 234V236L151 235H148V237H147V235H146V233H148V234H150V233ZM258 232V233H257ZM263 234H262V233ZM14 234V235H12V237L14 236V238H10L11 236H9V234ZM26 233H27V235L29 236V235H33V234H35V235H33L32 236V238H30L31 236H27L26 235ZM63 233H65L66 235L63 237ZM69 233H70V236H69ZM72 233V234H71ZM93 233V232H92ZM92 233H90L91 234V236L90 235H85L86 236V240L85 241H81V240H84L85 239V237H83V238H81V239H79L78 241H80L81 242V244L83 243V244H85V246H88L87 247V249L88 248H90V246L92 245V242L95 240V239H93V238H95V237H98V235L97 234H95V233H93V235H92ZM160 233V234H159ZM166 233V232H165ZM260 233H261V235L263 236H261L260 235ZM5 234H7V239H4L5 237L4 236H6ZM22 234V235H21ZM24 234H25V236H27V238H24V239H27V240H24L23 238H22V236H24ZM37 234H40V235H37ZM85 234H86V232H85ZM95 234V235H94ZM154 234H155V236H157L158 234V237L159 236H161L160 238H158V237H155L154 236ZM2 235H3V237L4 238H2ZM20 235V236H19ZM55 235H56V237H55ZM62 237H61V236ZM97 235V236H96ZM166 235V234H165ZM24 236V237H25ZM38 236H39V238H38ZM58 236H60L59 238H58ZM67 236V237H66ZM153 236L155 237V238H157V239H155L156 241H154V239H153ZM257 237V239L259 238V241H261V239H260V237ZM18 239H17V238ZM33 237H36L35 239H37L38 238V241H36V240H33V241H35V242H33L32 241V239H34ZM53 237H54V239L55 240H57V239H59V240H57V241H55L54 239H53ZM90 237H92V238H90ZM1 238H2V240H1ZM17 240H16V239ZM22 238V239H21ZM30 239V241H29V239ZM42 238H45V241L42 239ZM67 238H69V239H67ZM78 238V237H77ZM91 240H90V239ZM14 239V241L16 242V244H19L22 248H23V246H24V249H22V250H17V249H21V247L20 248H16V249H14L15 247H19L18 245H15L14 243V241H13V244H12V240ZM21 239V240H20ZM39 239H41V241L39 240ZM46 239H48V240H46ZM50 239L51 240H54L53 242H56V243H52L51 241H50ZM89 239V240H88ZM4 240H6V242L4 243L3 241ZM20 242H19V241ZM25 241V242H22L23 244L25 243L26 244V241L29 243L30 242V246H29V244H27V245H22V243H21V241ZM62 240L63 241H65V240H69L68 242H64V243H62ZM157 240H158V243H157ZM10 243H9V242ZM31 241L33 242V245L31 244ZM40 241V242H39ZM43 241V242H42ZM46 241H48V244H47V242ZM61 242V243H57V242ZM77 241V242H78ZM90 241H92L91 243H89ZM154 241V242H153ZM160 241H161V244H162V246H160L161 244H160ZM75 243V245L76 246H78L77 248H78V250H77V248H76V246L74 245V248H76L75 249V251H74V248H72V247H70V248H68L66 251H65V255L67 256V257H62L63 258V260L62 259H56V258H53V260H54V262H50V261H46V263H43V262H41V263H38V264H47V262H49L48 264H50V263H52V264H56V263H58L59 264V261L60 260H62V263L63 264H65V263H67L68 262V260L69 261H71L70 263L68 262L67 264H72L73 262L72 261H75V255L74 254H76L77 252H79L83 247L82 246H84L83 244L81 245V246H79L78 245V243H80V242H78V243ZM87 242V243H86ZM148 242V243H147ZM156 242V243H155ZM1 243H0V245H1ZM4 243V244H3ZM8 245H7V244ZM38 243H39V245H38ZM43 243V244H42ZM50 243H52V244H50ZM150 243V244H151ZM10 244V245H9ZM45 244H46V247H45ZM53 244H56L55 246L53 245ZM91 244V245H90ZM156 244H160L159 246L157 245V246H155ZM1 245V246H2ZM5 245V246H4ZM44 245V246H43ZM50 245H52V247L50 248ZM58 245V246H57ZM189 247H188V246ZM8 246V247H7ZM11 246H13V247H11ZM29 246V247H28ZM35 246L38 248H35ZM40 246H42V247H40ZM49 246V247H48ZM53 246H54V248H53ZM84 246V248H86ZM9 247H11V248H9ZM27 247V248H26ZM32 247V248H31ZM34 247V248H33ZM56 247V248H55ZM81 249H80V248ZM154 247V248H153ZM159 247V248H158ZM3 248V249H2ZM8 248V249H7ZM13 248V249H12ZM31 248V249H30ZM39 248H40V250L41 249H43L42 250V254L40 253V251L38 252V253H36L38 250H39ZM45 248V249H44ZM47 248V249H46ZM161 248H162V251L164 252V251H167V252H162L161 251ZM10 249H12V253H11V250ZM52 249H54V250H56V251H54V250H52V254H50L51 253V250ZM69 249H71V250H69ZM72 249H73V251H72ZM180 249V250H179ZM187 249V250H186ZM190 249V250H189ZM15 250V251H14ZM24 250H25V252H24ZM31 252L32 250L33 251H35V250H37L36 252H34L35 254H37L36 256L35 255H32V254H34L33 253V251H32V254L30 255L34 260H32V258L29 256V251ZM76 250H77V252H76ZM148 250H149V253H148ZM154 250H155V252H154ZM156 250H159L160 252H158V251H156ZM173 250H175V252H177V253H174V254H172V255H170L171 253H172V251ZM17 251V252H16ZM21 251V252H20ZM27 251V252H26ZM69 251H71L72 252V254H70L69 255V253H71V252H69ZM190 251V252H189ZM195 251V252H194ZM263 251H264V249H263ZM3 252V253H4ZM15 252V253H14ZM29 252V253H28ZM49 252V253H48ZM66 252H68V253H66ZM74 252H76V253H74ZM157 252V253H156ZM174 252V251H173ZM184 253V254H182V253ZM188 252V253H187ZM2 253V254H3ZM6 253H4L5 255H7L8 256V254H6ZM27 253V254H26ZM80 253V252H79ZM156 253V254H155ZM161 253V254H160ZM194 255H193V254ZM2 254H0V261L2 262L3 260H4V258H6L7 256H4V258L2 259ZM25 254V255H24ZM41 254V255H40ZM45 254L47 255L46 257H45ZM146 254H148V256L146 255ZM162 254H165V255H162ZM185 254H187V255H185ZM49 255H52V256H49ZM72 255H74V256H72ZM79 254L77 253L76 254V257L78 256ZM166 255H168L167 257L170 259L171 257V259L170 260H168V261H166L168 258H166ZM179 255V256H178ZM184 255V256H183ZM29 256V257H28ZM35 256V257H34ZM44 257V258H42L41 260H39L38 261V258L40 259V257ZM49 256V257H48ZM69 256V257H68ZM155 256V257H154ZM162 256V257H161ZM187 256V257H186ZM191 256V258L189 259L188 257H190ZM38 257V258H37ZM151 257V258H152ZM161 257V258H160ZM202 264L204 263V264H212L213 263V261L211 262V258L210 257H208V256H206V254H202ZM29 258H31L30 260H32L31 262H30V260H29ZM74 260H73V259ZM149 258H147V259H149ZM151 258H150V260H151ZM182 258V259H181ZM198 258V257H197ZM197 258H195V259H197ZM65 259V260H64ZM66 259H67V261H66ZM146 259V260H147ZM158 259V260H159ZM162 259V260H161ZM179 259H181L180 261H179ZM206 259V260H205ZM37 260V261H36ZM45 260V261H44ZM48 260V259H47ZM58 261V262H56V261ZM149 260V261H150ZM156 260H152V262L151 263H155V264H157L155 261ZM158 260H157V262H158ZM164 260V261H163ZM204 260V261H203ZM64 261V262H63ZM66 261V262H65ZM154 261V262H153ZM166 261V262H165ZM192 261H195V260H192ZM0 262V264H3V263H1ZM25 262V261H24ZM159 262H158V264H159ZM191 262V261H190ZM206 262V263H205ZM209 262V263H208ZM61 263V264H62ZM102 262H99L98 264H101ZM105 264H109V262H104ZM104 263H102V264H104ZM73 264H77V263H73ZM110 264H112V263H110ZM117 264V263H116ZM119 264V263H118ZM120 264H124V262L123 263H120ZM183 264H189L188 262L187 263H185V262H183Z\"/></svg>","mask_w":264,"mask_h":264}]
</instances>
